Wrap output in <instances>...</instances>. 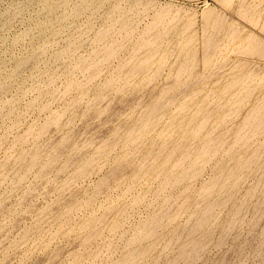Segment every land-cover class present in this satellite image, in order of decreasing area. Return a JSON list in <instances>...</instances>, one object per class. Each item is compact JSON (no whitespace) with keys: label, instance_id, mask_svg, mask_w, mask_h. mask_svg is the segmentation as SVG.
Here are the masks:
<instances>
[{"label":"rangeland","instance_id":"rangeland-1","mask_svg":"<svg viewBox=\"0 0 264 264\" xmlns=\"http://www.w3.org/2000/svg\"><path fill=\"white\" fill-rule=\"evenodd\" d=\"M16 1L17 2L19 1L18 5L21 6L20 7L21 9L18 7ZM28 1H29V3H28ZM51 1L54 2V0H51ZM51 1L50 0H0V21H1L0 22L1 23L0 24V65H1L0 66V69H1L0 73L4 72L0 75V77H1L0 78V85L1 84L3 85V86L1 85L2 86L1 89H3L2 92H4L2 94V92L0 91V95H1L0 96V105H1V109H2V111H0V114H2V116L0 115L2 117V118L0 117V133H1L0 137H1L2 133H3V135H5L6 133L8 135V133H9L8 136L6 135L8 138L7 137L5 138V136L1 137L2 139L4 138L3 141L6 143V145H5V143H3L2 139L0 138V141H2L0 143V164H1V162H3V159H5L7 157L9 158V156H10L9 154L12 153V155H13V157H12V155L10 157L12 159H9L10 163L7 161L8 158L5 159L7 161V163H9V164H7L6 161H4V163L0 165V175L1 176L4 175L2 177L0 176L1 177L0 178V180H1L0 181V264H76V263L77 264H119L120 261L125 257V254L127 255V253L130 252V250L134 254H136L137 252L140 251V249H141V251L143 250L142 254L144 253L145 249L148 251H145L143 256L141 254V251H140V254L138 253L139 256H137V254H136L135 258L137 259V262H135L136 261V259H135L134 261H132L131 264H153V262H154V264H170V262H171V264H172V262H173V264H182V263L183 264L184 263L185 264H264V248H263L264 246H262V245H264V181H263L264 180V172H263L264 168H262L263 171H262V169H260L262 166L261 167L259 166L260 168L258 167L259 169H257V170H255L257 167L254 169V167H255L254 165L258 166V165L263 164V167H264V156H263L264 155V150H263L264 149V143H263L264 142V128L262 130H260L261 132L253 134L249 138L248 141L246 140L247 141L246 144L242 142L243 141L242 139H241L242 141L241 142L239 141V143H238V139H236V137L239 138L238 137L239 135L237 134L236 131H239V129L241 130L240 126L245 125L244 124L245 121H243V120H245L247 118L249 113H252V112L255 113L259 110L260 111V112H258L259 114L255 113L256 114L255 116H257V114H258L257 117H262L264 119V78H263V80L259 79L260 77L264 76V73H263L264 72V54H263L264 49H262L263 50L262 51L260 49V47L259 48L257 47L259 49V51L261 50L260 51L261 53L263 52L262 53L263 55H260L259 54L260 52L258 51V49L256 48L257 49L256 50L254 48V47L258 46L257 44H255V42H260L259 41L260 39H261V42H264V0H252V1L251 0H249V1L244 0L245 2H243V0H242L243 3L241 2V0H151L152 4L150 3L151 1L148 2L150 5L147 4V0H141V1L137 0L138 2L140 1V3H137L135 0H104V1H102V0L98 1L97 0V3H96V0H94V1L90 0L86 4L82 3L81 0H79V1L78 0H68V2H67V0H60V1L58 0L59 2L56 0L58 3L54 2V4L56 3L55 5ZM63 1H64V3H63ZM134 1H135V3H137V5L134 3ZM21 2H22V4H21ZM74 2H76L77 4L78 3L79 4L82 3V4L77 5ZM83 2H84V0H83ZM251 2L254 3V5H255L254 7L256 9L255 8L253 9V7H252L253 4ZM27 3H28V6H26ZM88 3H89V5H90V3H91V5L93 4L92 5L93 7H91V5L89 6ZM116 3H117V5H119V7L122 5L120 7L121 10L117 5H115V6H117L118 8L117 7L115 8V6L113 7V5ZM118 3H121V4H118ZM244 3L247 4L248 7ZM57 4L58 5L62 4L63 6L56 8V7H58ZM65 4H66V7H64ZM73 4L77 5V7L74 6ZM132 4H135V5H132ZM239 4L240 5L244 4V5L242 7H240ZM9 5H12V8ZM49 5H51L50 8L48 7ZM68 5H69V8H68ZM25 6L27 8H25ZM79 6H81V9L79 8ZM85 6H87V7L85 8ZM88 6L90 7V9ZM130 6L132 8L134 6L135 8L131 9ZM143 6L145 9L143 8ZM7 7H9V9H10V10H8L9 12L6 10ZM13 7H15V8H13ZM63 7H64V9H63ZM75 7H76V12L75 11H74L75 13L72 12V15H71L70 8L72 11L73 8H75ZM112 7H113V9H112ZM244 7L245 8L247 7V9L250 7H252V8H250L248 10H246V9L240 10L239 9V8L244 9ZM16 8H18L19 10ZM48 8H49V10H51L52 8L53 9L55 8L54 10L52 9L54 13L52 12V10L49 11ZM77 8L80 10H78ZM14 9H16L18 11L14 10ZM130 9L132 10L131 12H134V14L131 12L129 13ZM55 10L57 13L55 12ZM64 10H67V11H65L66 14L65 13L63 14L62 11H64ZM83 10L84 11L86 10V11L84 12ZM122 10L125 12H128L127 13L128 15L131 14V19H129L130 17L125 12H123ZM177 10H178L177 14L174 13ZM19 11H21L20 14H19ZM48 11H49V13H48ZM259 11H261V12H259ZM3 12H5V13L7 12L8 14L7 13L4 14ZM50 12L53 13V16H52V14L50 15ZM67 12H70V13L68 14ZM77 12H79V13H77ZM254 12H256V14ZM10 13H12V14H10ZM16 13H18L17 16L15 15ZM60 13H62V15L66 16V17H62V15ZM165 13H167V15ZM257 13H258V15H257ZM48 14H49V16H48ZM174 14H176V15H174ZM10 15H12V16L14 15V17H12ZM55 15L57 16V21H58L59 25H58L57 21L54 22V19H56ZM67 15H69V16H67ZM121 15L122 16L126 15L128 18L126 16H125V19H124V17L120 18L119 16H121ZM158 15L159 16L161 15L160 17H162V16L163 17L166 16V17H164V19L162 17V20H161ZM132 16H134V17H132ZM258 16H260V19H259L260 21L258 20ZM6 17L7 18L10 17L11 19L15 18V19H12V22L10 24H8V21L9 20L11 21V19L8 20V19H6ZM47 17L49 18V20ZM50 17H51V19H50ZM59 17L63 22L65 19L66 24H65V22L63 24V22L59 19ZM117 17H118V19H117ZM157 17L160 21H156V20H158ZM173 17H175L176 19ZM256 17H257V19H256ZM132 18H134L135 20ZM252 18H254V20ZM113 19H116V20H113ZM171 19H173V20H171ZM261 19L263 20V22ZM2 20H3V22L6 23L5 25L2 22ZM6 20H8V21H6ZM41 20H43V22ZM68 20H69V22H68ZM126 20L127 21L131 20L130 24L132 23L131 24L132 27L129 24V22H127ZM257 20H258V22H257ZM47 21H48V23H49V21H51L50 24L51 23L52 24L54 23V24L53 25L52 24L51 25L46 24ZM154 21L157 22V24H158V22L160 24V22L163 21L165 24L164 25H163V23H161V24L163 26H166V27L163 28V26L161 24L160 25L158 24L160 28H157L156 26L151 27L152 30H153V28H155V29L157 28V30H158L157 31L154 29L155 31L153 30L152 32H148L150 35L153 33L152 36L146 35L147 31L145 32L146 33L145 35H144V32L141 33L142 31L147 30V27L149 28V26H152L154 24L152 22H154ZM126 22L129 24L130 27H128V24L125 25ZM37 23L39 24V26H36ZM2 24L4 27L2 26ZM42 24H43V26H42ZM55 24L57 25L56 28H55ZM60 25L62 26V28L60 27ZM122 25H125V26H122ZM107 26L110 29V30L108 29L109 30L108 32L111 31L110 32L111 34H113V31H115L113 35L108 34V36H107V33H108L106 30ZM216 26L219 29L215 28ZM124 27H126V30ZM232 27H233V29H231ZM51 28H53V30L56 31V34H57L56 36L54 34V31H52V34H54V36H52V34H50L51 36L49 35V33H51L50 31L52 30ZM59 29H60V31H58ZM102 29H104L103 31L106 30L105 31V32H107L106 35H103V32H100V34H99V31H101ZM163 29H165L164 32L161 31ZM234 29H236V30L238 29L237 32H239V33H237ZM130 30H132V33L130 32ZM166 30H167V34H166ZM231 30L232 31L234 30L233 33L234 32L236 33V34L234 33V36H231V34H232ZM156 32H158V33H156ZM164 33H165V35H164L165 38L162 35V37H160L161 40L159 41V39H160L159 34H164ZM125 34H126V36H125ZM127 34H128V36H127ZM140 34L142 35L141 38H140ZM238 34H239L238 38H235V36L237 37ZM250 34L252 35L251 38H256L258 40L254 39L255 40L254 41L253 39H250L249 40L250 42L249 41L246 42V40L249 39L248 37L251 36ZM99 35H100V37H99ZM157 35H158V37H157ZM229 35H230V37H227ZM112 36H113V38H112ZM190 36H194V40H192L193 38ZM102 37H103V39H102ZM122 37L123 38L126 37V38H124L125 41H123ZM145 37L151 38V39L149 38V40H147L149 43L154 41L153 39H156V37H157V40H155L156 42L154 41V43H151L152 45L148 44L149 46H147V43H146L147 38H145ZM208 37H209V39H210V37H213V38H211V40H206V39H208ZM226 37L229 39H227ZM232 37L235 39V41L233 43H231L232 40H234V39H232ZM109 38H110V40H109ZM142 38H144V41H146V42H144L142 40ZM188 39H190V41H192V42L189 41L190 43H188ZM213 39H216V41L219 45L218 46L217 44H215L216 43L215 40H214L215 43H213L214 45L211 43L213 45V50L216 52H212V47H211L212 45L210 44V41L213 42L212 41ZM225 39H226V42L224 41ZM113 40H115V41L118 40V41H116L117 43L114 44ZM119 40H121L122 42L118 43ZM126 40H128V41L126 42ZM141 40H142V42H141ZM227 40L229 42L231 41L230 42L231 44L225 45L226 43H228ZM251 40H252V42H251ZM111 41L114 44V50H116L119 47H120V49L115 51V53L117 52L116 54L113 52V54H115V57H114V55H112V59L110 57H108L110 61L106 58V61H108V62L105 63V59L102 62L100 60V59H102V56H104L102 52L104 50H106V47L109 45V43ZM222 42H224V45L222 44ZM106 43L108 44L107 46H106ZM159 43L160 44L162 43V46H159L158 45ZM164 43L167 44L166 47H165ZM187 43L189 45L186 46ZM207 43H209L211 45V46L206 45V47L209 46L211 48L210 52L208 51L210 49L209 47L205 48L206 50L203 48L205 46L204 44H207ZM121 44L123 45V48H121L122 47ZM140 44L144 45V47L141 46ZM153 44H155V45H153ZM221 44L226 47V48L224 47L225 48L224 50H223V48H222L223 46ZM249 44H251L254 47L252 48V46L251 45L249 46ZM262 44H263V46H262ZM262 44L261 45L259 44V46H261V48L264 47V43H262ZM168 45H169V47H168ZM215 45L217 47L214 48ZM245 45H248V47H246ZM102 46L103 47L106 46V47H104L105 49L102 52L98 51V50L103 49ZM156 46H158V47H156ZM98 47H102V48L100 49ZM152 47H154L153 49H154V52H156V55H154V52H152L153 51ZM242 47L243 48L246 47L247 49L244 48L242 50ZM143 48H145V50ZM155 48L156 49L158 48V50L155 51L156 50ZM160 48L162 49L161 51H160ZM218 48H220L221 51H223L222 52L223 54L220 53V51L218 52V50H217ZM138 49H140V52L138 51ZM147 49L148 50L151 49V50H149V52L151 51L152 55L147 52ZM167 49H168V51H167ZM245 49H246V52H245ZM135 50L137 52H139V53H137L138 55L134 54ZM241 50H242V52H240ZM247 50H249V51H247ZM251 50H253L252 52H254V50L256 52L254 54L251 53L252 54L251 55L249 53ZM163 51H164V54L166 51L167 56L163 55V53H162ZM193 51H195L196 53H193ZM62 52H64V53L61 54ZM95 52H98L99 56H98V53H95ZM170 52H172V53H170ZM243 52H245L246 55ZM192 53L195 54L194 57L196 60L194 58H193L194 60L191 59L193 57ZM247 54H248V56H247ZM141 55H142V57H141ZM204 55L207 56V58ZM216 55L217 56L221 55V56H219V58H218ZM30 56L31 57L33 56V57L31 58ZM100 56H101V58H100ZM134 56H135V59H134ZM137 56L138 57L140 56V58H138ZM144 56L146 57V59ZM20 57H21V59H20ZM26 57L28 59L29 58L33 59L32 60L33 62L30 59L28 61V59ZM96 57H97V59H95ZM143 57L145 59L144 63H143V60H144ZM152 57H153V59H152ZM211 57H213L214 59H212ZM130 58H132L133 60L131 59V61H130ZM149 58H151L150 59L151 65H150ZM24 59H26L27 63H30L31 65L30 64L27 65L25 63L23 65L22 60L24 62H26ZM210 59H212L214 61L212 62ZM219 59L221 61L222 60H224V61L220 62ZM238 59H240V60H238ZM242 59H244V60H242ZM18 60H20L22 62L21 63L22 65L20 63H19L20 65H15V64H17V62L15 63V61H18ZM81 60H83V62ZM86 60H87V62H86ZM97 60H100L102 63L99 61L100 63L98 62L99 64H96ZM128 60L130 62H127ZM135 60H140V61H138V63L141 65H139V64L137 65V63H135L136 62ZM206 60H209L208 63H210V61H211L213 64L212 63L206 64L205 63ZM235 60H236V62H235ZM20 61H18V62H20ZM92 61L95 62L94 64L96 65V67L94 64H92L93 63ZM216 61H217V63L220 62V64L216 63V65H215L214 62H216ZM242 61L243 62L249 61V62L247 63V66H246L245 62H244L245 64L241 63ZM1 62L4 63L3 64L4 66L2 65ZM5 62H6V64H5ZM79 62H81V63H79ZM84 62H85V64H84ZM147 62L150 66L147 65ZM239 62H240V64H239ZM82 63L84 64V66H82L83 65ZM87 63H89V64H87ZM77 64H81V66L79 65V67H78ZM132 64H134L133 66L135 68L138 66V67H140V69L141 68H143V69H141L139 71V68L137 67L136 68L138 71L137 72L136 70H134L135 69L134 67L133 68L130 67V66H132ZM143 64H145L147 66H144ZM234 64L235 65L237 64L238 69L240 68V65L244 64V66L247 67L246 70L248 69L246 76L248 77V75H249L250 78L246 77L247 79H242L243 78L242 76H245L244 72H246L245 69H242V68H244V66H242V68H241L242 70L241 69L237 70V68H235L236 69L235 70L234 67H236V66ZM14 65L17 67H15ZM25 65H27V66H25ZM88 65L92 69L90 67L88 70L85 69L86 67L88 68ZM92 65H94V68L92 67ZM184 65L185 66L187 65V66L185 67ZM18 66H20V67L25 66L26 68H19ZM74 66H76L77 69L76 68L74 69ZM98 66H99V68H98ZM181 66L183 68L185 67V69H182ZM14 67H15V69L12 70V68H14ZM29 67H31V68H29ZM146 67H149V68H146ZM27 68H29V70ZM71 68H73L72 74L69 73V72H71L70 71ZM129 68H132V70H134V71H131L133 73L130 72L131 69H129ZM178 68H181V69H178ZM2 69H4V71ZM24 69H26V71ZM251 69L253 70V75H254L253 77L254 78L252 77V73H251L252 71H250ZM14 70H16V71L14 72ZM19 70H20V72H19ZM52 70L53 71L55 70V71L53 72ZM86 70L89 73H87ZM118 70L120 72H122V71L123 72L118 73ZM181 70H183V72H180ZM233 70L236 72H233ZM240 70H241V72L244 70V72L241 73ZM22 71H25V73ZM46 71L47 72L51 71V73H53V74H51L50 72H48V73H50V74H48V73H46ZM67 71H69L68 72L69 74L65 75V73H67ZM126 71L132 75L134 74L133 77L134 76L135 77L133 78L131 75H128L129 73L127 74ZM237 71H238V74L239 73H241V74L244 73V74L238 75ZM16 72H18L20 76L18 74H17L18 76H16ZM134 72L135 73L137 72L136 75ZM232 72L235 75H233ZM254 72H255V74H257L258 79L255 78L256 76H255ZM54 73H56V74H54ZM73 73H76V74H74L75 76L73 75ZM94 73L95 74L97 73V76ZM124 73L127 74V77H129L130 80H129V78L126 79L124 77L125 76ZM10 74H11V77H9ZM12 74L14 75V78H12L13 77ZM119 74H121L120 75L121 78H120ZM122 74H123L124 78L122 77ZM3 75H5V77ZM51 75H53V76H51ZM71 75L74 76L75 78H77V80H79V77H80L81 81H79V83H77L78 81L76 79L72 80L74 77H71ZM94 75L96 76V79H95ZM46 76H47L48 80H46ZM56 76H58V77L56 78ZM77 76H79V77H77ZM92 76L94 77V81L92 80L93 79ZM114 76H116V78ZM230 76H231V78H230ZM6 77H8L9 80ZM113 77H114V79H113ZM53 78L55 80L58 79V80H56V83H53V81H52V80H54ZM229 78H230V80H233L235 83L237 81L238 84L241 82V80L242 81L246 80V82L243 81L246 83L245 87L241 82L239 84L240 87L238 85H237V87L233 86L236 89V91H235V89L232 87V85H236L237 83L234 84V82L231 81V83L233 82V84L230 85ZM232 78L237 79V80H234ZM251 78H253L254 80H252ZM41 79H43V80H41ZM70 79H71L72 83L70 82ZM238 79H239V82H238ZM248 79H249L248 82H250L249 83L250 85L252 84L251 82L252 81L254 82L256 79L257 83L253 85V87L256 86L255 88H253L252 85L251 86L249 85L250 87L248 86V82H247ZM7 80H8V82H7ZM50 80L52 83L50 82ZM55 80H54V82H55ZM86 80H87V84L85 86ZM106 80H107V82H106ZM109 80L111 81V83L114 80L112 85L110 84ZM68 81H69V83H71V85H69ZM83 81H84V83H80ZM88 81H89V83H88ZM42 82H45L43 84H44V86H47V87H43ZM108 82H109V84H105ZM4 83H6L5 84L6 88L8 87L5 90H4V88H5ZM25 83H27V84H25ZM39 83L42 84L40 87H38L40 85ZM103 83H104V86L102 85ZM33 84H34V86H33ZM78 84H79V87H77ZM225 84L227 85V87L228 86L232 87L233 91L229 87H228L229 89L226 88ZM23 85H24V87H23ZM65 85H67V88L69 86H71L70 89L68 88V90H67ZM241 85H243L242 86L243 88H241ZM36 86L38 87V89ZM73 86H74V88H73ZM28 87H29V89H28L29 91L27 90ZM103 87H105V89ZM247 87L250 89H248ZM53 88H55V89H53ZM83 88H84V90H83ZM221 88H222V90H221ZM225 88H226V91H225ZM56 89H58V91H56ZM223 89L225 91V94L223 92ZM49 90H51V92ZM75 90H77V91H75ZM100 90L102 93L100 92ZM228 90L232 91L234 94L237 93V91H239V94H237V96H234L235 98H237L238 95H240V98L242 97L241 93H240L242 90H243L242 95L244 93L246 94V96L248 93H250V94L248 95L249 96L248 98L245 96L246 98L244 100H243V98H241V99L238 98L240 102L238 101V99H236L239 103L234 104L237 101L235 100V98L230 97V95L232 96L233 93L229 92ZM247 90H250L251 92L250 91L248 92ZM54 91L56 92L55 95L53 94ZM244 91H246L247 93ZM25 92H27V93H25ZM65 92L68 93L69 95L68 94L66 95ZM219 92H221V94ZM226 92H227V94H226ZM59 93H61V94H59ZM19 94H20V96H19ZM57 94H59L60 96H58ZM64 94H65L66 99H65V97L64 98L62 97V95L64 96ZM78 94H79V97L82 94V96L80 97L82 99L78 98ZM40 95H41V97H39ZM206 95H208V97H206ZM36 96L38 98H36ZM55 96L57 97L58 100H55L56 99ZM75 96H77L78 102L80 100V102L78 104L75 103L77 101L73 102V100H76L77 98H74L73 100H71ZM261 96H263V97H261ZM18 97H20V98H18ZM33 97H35V99ZM61 97H62V99H61ZM17 98L19 100H17ZM46 98H49V99L47 100ZM203 98H205L204 101H206L208 98V102L202 103L203 104L202 105L203 107H202L201 102H203ZM50 99L52 101H50ZM64 99L65 100L68 99V101L65 103ZM231 99L232 100L234 99L235 102H234V100L232 101ZM4 100H5V103L2 102ZM8 100H11V101L8 102ZM33 100L35 103H33V104L29 103ZM35 100H37V101H35ZM229 100H230V102L232 101V104L230 102L229 103L231 105H233V107L229 103H227V101H229ZM14 101H17V103L15 104ZM18 101H19V103H18ZM48 101H50L52 104H49ZM53 101H55V102H53ZM58 101H60V102H58ZM69 101H71V104ZM10 102L11 103L14 102V103H12L13 106H12V104H9ZM27 102H28V104H27ZM68 102H69V104H68ZM2 103H3V105H6V103H8V105H11V106H6V107L4 106L5 107V108L3 107L5 109V111H4V109L2 108ZM43 103H45V105L46 104L47 105L45 106ZM72 103H74L75 106ZM30 104H31V106H30ZM225 104L226 105L229 104L227 107L228 109H226V106L223 107ZM254 104H258V106H256V108L258 107V109L255 108ZM38 105H39V107H37ZM40 105H42L43 108H41ZM48 105H50V106H48ZM57 105H59V106H57ZM60 105L62 108L58 109L60 107ZM64 105H66L67 107L65 106L66 107L65 108ZM182 105H186V106H184V108H183ZM187 105L190 108H187L188 107ZM197 105H199V107H196ZM205 105H207L208 107L207 106L205 107ZM234 105H235V107H234ZM14 106H15V110L12 109V108H14ZM26 106H28V107H26ZM32 106H34V107H32ZM68 106H69L70 110H68L69 109ZM70 106L72 107V109ZM151 106L153 107L152 109H154V110L156 109V111H159L158 112L159 115L162 114V115H160V116H162V118L159 117V115L157 114L156 111H155V113H153L152 109H151L152 111L150 109H148L149 107L151 108ZM154 106H156L158 108H156V107L154 108ZM230 106L232 108H229ZM260 106H262V108H259ZM191 107H192V109H191ZM193 107L196 110L195 114H194V110H193L194 108ZM200 107L203 109H201ZM251 107H253V108H251ZM8 108H10V109H8ZM63 108H65V109H63ZM162 108H164L165 110H162ZM182 108H183V110H182ZM198 108H200L203 112L201 111L202 113H200V109L198 110ZM6 109H8V110H6ZM11 109L14 110V111H12V113L9 112V111H11ZM54 109L57 111L58 115L55 114L56 112L54 111ZM184 109H186V110H184ZM190 109L193 113V116L191 115L192 113H191ZM250 109H252V110L254 109L255 112H254V110L251 112ZM67 110H68V112H67ZM143 110L144 111L147 110V112L143 113L142 112ZM208 110L211 111V113H212V114L210 113L211 114L210 119L212 118V120H210V123H211L210 125L208 123H207L208 125L206 124V127L208 126V128L205 127L206 129H203V131H204V133H205V131H208V132H206L208 134L209 131L212 129L211 127H213L215 129V131L213 133H210V134L212 136L214 135L213 137L212 136L211 137L213 139L215 137V140H216L215 144L213 146L216 145L215 147H217L219 149L213 150L214 152H212V149H215V147L214 148L212 147V149H210L209 154L207 153L209 155L208 158H210V159L206 158L208 156L206 154L205 158L207 159V161L205 159L206 165H204V164H203L204 166L202 165L204 167L203 172H197L195 175H197L199 173H201V174H199L197 176H194V175L190 176V177L187 176V177L179 179V181H175V177L181 171L180 166H182L181 162L177 161L180 157L179 156L180 154L179 155H177V154L182 150V148H183L184 152L181 151L180 153H186V151H187V153H191L192 148H194V146H193L194 143H193V145L191 143L195 142V144L197 145L201 141V139L204 138L206 133L204 135V133L200 131L203 134V136L201 135L200 132H197L196 137H194L195 134L193 133V130L198 125V123H199L198 121L200 120L201 115L209 114ZM227 110H229L228 114H227ZM230 110H232V111L230 112ZM52 111L54 112V114ZM63 111H65L66 114ZM150 111L153 113L152 119L155 116V114L158 115V116L156 115L157 118L154 117L155 120L153 119V123H154L153 127L155 126V123L159 124V126H155L153 129H152V127H150L148 129V131H146V132H149L150 134L146 133L147 134L146 135L144 133L143 134L144 136L141 135V137H139L140 140L136 139L140 144H137L138 142L135 140L131 141V138H130V141L134 143V145L132 143V145H133L132 146L129 143L130 141L128 142V140H129L127 137V136H129L128 132L130 130H132L134 127L136 128V126L139 125L136 122L139 121L138 123H142V120L140 117H142L143 121L145 122L147 117H146V119H144V117L147 116V114ZM166 111H168V112H166ZM171 111H173L174 113ZM180 111H184V112L180 113ZM197 111L199 113H197ZM5 112H6V115L3 114ZM25 112H26V115H25ZM61 112L63 113L62 115H64V114L65 115L62 116ZM141 112L143 114H146V115L144 116L143 114H140ZM178 112L180 115L178 114ZM185 112L187 113L186 114L187 116L185 115ZM188 112H189V116H188ZM206 112H208V113H206ZM49 114L51 117L49 116ZM169 114L170 115L172 114L173 116L172 115L170 116ZM174 114L175 115L178 114L179 117L177 118L178 115L175 116ZM197 114H198V116H194ZM225 114H227V115H225ZM246 114H247V116H246ZM54 115H56V116L54 117ZM139 115H140V117H139ZM181 115H185V116H181ZM221 115H223V116H221ZM57 116L59 118H61V117L62 118L59 119ZM174 116L176 117V119ZM14 117H15V119H14ZM48 117H50L51 119ZM171 117H174V119H175L174 121L177 120L176 121L177 123H178V120L183 117L184 121L183 120H180V121L184 125H182L180 123V121H179V124H177L174 121H171L173 119V118L171 119ZM194 117L198 120L196 121V119ZM219 117H220V119H218ZM55 118L58 119L57 120L58 123H52L53 121L51 122V120L52 119L54 120ZM46 119L49 120V122H46L47 121ZM56 119L54 120V122H56ZM169 119H171V120L169 121ZM185 119H186V121H185ZM187 119H189V122L187 121ZM190 119L191 120L193 119L192 121H195V122H193V123H195V126L191 123L192 121ZM156 120L157 121L159 120L158 121L159 123H157ZM18 121H20L21 123ZM167 121H168V123H167ZM15 122H16V124H15ZM22 122H24V125ZM42 122H43V124H42L43 126L45 123L44 130L46 131V132L44 131V134L42 133L43 135L38 134L41 132L40 131L41 129L39 128V126L41 127L40 123H42ZM170 122H171V125H170ZM185 122H188V123H185ZM12 123H14L15 125H12ZM17 123L20 126L19 129H16V128H18V126H16ZM29 123L32 124V125L30 124L31 127L29 126ZM46 123H48V125H46ZM9 124H11V126H14V129L17 130V132L13 131L14 130L13 127H12V130H9L11 128V126ZM132 124H134L133 128L130 129V127H131L130 125H132ZM135 124H136V126H135ZM167 124L172 126L171 129L174 127L175 131L171 130L169 128L170 127L169 125H168L169 127L165 126ZM174 124L176 125L177 128L174 126ZM188 124L190 127L187 126ZM21 125L24 128L21 127ZM34 125L35 126L38 125V126H36L38 128L36 129V127ZM162 126H164L163 129H162ZM179 126H181V131H179V133H181V134L178 133L180 135V137L183 135L182 130L184 131L187 128H190V129L192 128V130L187 129V133H188L189 139L191 137L192 138L194 137V139L196 141L191 138L192 140L190 139V141H192V142H189L188 136H186L187 133L185 135L186 131H184V135L186 136L185 140H187L189 143H186V142H184L183 139H182L183 141L180 139V142L182 141L180 144L179 139L175 140L178 138L179 135L178 134L175 135V134H171V133H174V132L177 133L179 128H180ZM185 126L187 128H184ZM209 126L211 129L209 128ZM8 127H10V128L8 129V132H6L5 130H7ZM33 127H34L33 130H35V131L32 130ZM127 127H128V129H130L128 132H126L128 130ZM21 128L24 131L21 130ZM243 128L244 127H242V129ZM26 129H27V131H25ZM38 129H39V131H38ZM166 129L168 131L171 130L169 132V134H171L170 136L167 135L168 131L163 132ZM29 130H32L33 132L32 131L29 132ZM153 130H154V132H153ZM4 131L6 133H4ZM21 131L24 132V134L26 132L27 134H25V135L29 136V137L27 136V138L25 137L23 139L24 141H22V137H24L23 136L24 134ZM37 131H38V133H36ZM189 131H191L190 133L193 134V136H191ZM31 132H32V134H31ZM161 132H163V134ZM28 133H30V135L32 137ZM125 133H127V136ZM21 134H23V135H21ZM33 134H35V136H33ZM37 134L40 135V137H37ZM122 134H123V137H122ZM124 134H125V137H124ZM165 136H167L166 140H165ZM173 136H174V138L171 139ZM197 136H199V137L202 136V137L199 139V137H197ZM17 137H19V138L17 139ZM33 137L34 138L37 137L36 140H33ZM126 137L128 140L126 139ZM121 138H122V140H121ZM124 138L126 139L125 141H127L126 142L127 144H125V147L122 145L125 143ZM143 138L144 139L147 138L146 139L147 141L143 140L145 142L142 143L140 141H142L141 139H143ZM169 138L171 139L172 142L170 141ZM12 139H14L13 140L14 142H12ZM26 139L28 141L27 143L25 142ZM167 139H169V140L167 141ZM6 140H7V142H6ZM18 140H20V141H18ZM162 140H164V141L162 142ZM198 140H199V142H198ZM239 140H240V138H239ZM17 141L19 143L20 142H23V143H21L19 145V144H17ZM175 141L177 142V145H179L180 147H181V145H184V146L188 145V146L185 147L186 149L184 147L180 148L179 146H176ZM235 141H236V143H235ZM120 142L122 143L121 145L118 144ZM164 142L165 143L167 142L168 145L172 144V147H171V145H169V147H168L167 144H164ZM15 143H16V147L13 145ZM159 143L161 145H159ZM185 143H186V145H185ZM2 144H4V146ZM260 144H263V145H260ZM126 145H128V147L130 145L131 148L133 147L134 149L133 148L132 149L135 152L131 148H127ZM189 145L192 148L189 147ZM259 145H260L261 149L263 150V152L261 150V154H263L262 158H261V156H259L260 150L258 151L259 155L257 154L258 157L253 156V154L256 152V150H258L260 148V147L258 148ZM121 146H123V147H121ZM187 147H189L188 148L189 150H187ZM231 147H233L234 149L230 150ZM123 148H126V149H124L125 151H123ZM153 148H156L157 150L156 149L153 150ZM174 148L176 151L179 148L181 150H178L176 152L173 150ZM127 149L130 150V152L126 151ZM160 149H162L163 151ZM237 149L240 150L238 153H237V151H238ZM24 150L27 151L26 152L27 155L25 154ZM148 150H151V152ZM234 150H236L234 152V154L235 153L237 154V155L235 154V156L232 153ZM33 151H37L38 154H37V152L34 154ZM157 151H159V152L161 151V152L159 153ZM228 151H229V153H228ZM30 152L31 153L33 152V153L31 154ZM123 152H125V153L128 152L129 154L128 153L127 154L129 156L125 153H124V155H126L127 157L122 156L121 154ZM131 152H132L133 157H131L132 156ZM154 152L155 153L157 152L158 154L157 153L154 154ZM165 152L167 153V155L170 154L169 152H172L171 154H173V155L170 154L171 157L168 158L169 160L165 159L166 161L164 160V162H166V163H164V165H163L162 159L164 157L166 158V156H167L166 154H164ZM175 152L177 154H174ZM215 152H216L215 155L212 154ZM22 153H24L25 155ZM28 153L31 155V157H30V155H28ZM58 153H59V155H57ZM135 153H137L136 157H135ZM145 153H148V154H145ZM161 153H163V154H161ZM240 153H242V155ZM256 153H255V155H256ZM33 154L36 156H34ZM230 154H231V157H230ZM16 155H17V157H15V158H17V159H13L14 156H16ZM18 155L20 157H18ZM51 155H54L57 158L59 157V159H57L55 157L56 160L58 161L57 162L55 160L56 164L54 161L55 158H53L54 156H51ZM143 155H145V156H143ZM226 155H228V156H226ZM232 155H233V157H232ZM23 156H24V160L20 161V159H22ZM148 156H151L150 159L148 158ZM172 156H175L178 159H176V158L173 159ZM177 156H179V157H177ZM221 156H222V158H221ZM25 157H26V159H25ZM34 157H37V158L34 159ZM49 157H50V160H47V158L49 159ZM156 157H157V159H156ZM181 157L183 159H185V160H183V163H182L183 166H184L185 162H187L188 164L190 163L189 162L190 160H188L189 158L186 159L183 154H181ZM181 157H180V160L182 159ZM223 157H224V159H223ZM246 157H250L251 161H248L249 159ZM253 157L257 158V159L253 160L254 159ZM72 158H73V161H72ZM158 158L161 159V160H159V162H158ZM219 158H221V159H219ZM234 158L235 159L237 158V160H236L237 162L236 161L233 162L234 163V167H233V165L230 166V163L232 164V162H229V161L230 160L233 161ZM259 158H261V159H259ZM31 159L38 161V163L34 160H33V162L26 161V160H31ZM90 159L93 162L92 161L90 162ZM147 159H149V160H147ZM244 159H247V161ZM51 160L53 162H51ZM139 160H140V162H139ZM144 160L147 162L145 163ZM172 160L175 163H172L173 162ZM175 160L177 162H180V165H178V163ZM226 160H228V161H226ZM257 160H259V162H257ZM12 161H16V162L11 163ZM79 161H83L84 164H82L83 162H80V164H82V165H78L79 163L77 164V162H79ZM85 161L88 162L89 166L85 164ZM161 161H162V163H161ZM167 161L169 162L168 164H167ZM218 161H221L219 163L222 166L218 163ZM245 161H246V163L249 164V166H248V164L244 163ZM253 161H255V164H253ZM260 161L261 162L263 161V162L261 163ZM44 162H45V164H44ZM47 162H49V163L47 164ZM148 162H149L150 167L147 169V167L149 166V165H147ZM225 162L226 163L229 162V164L228 163L225 164ZM242 162L244 165L242 164ZM256 162H257V164H256ZM17 163H18V165H20V163L23 165V167H22V165L19 166V167H21V169H20L21 172H19V167H18V165H16ZM160 163H161V165H160ZM187 163H185V164H187ZM240 163H241V166L243 167L241 169H243V174L245 175V177H243V178L241 177L239 179L240 175L242 176V174H241L242 171L239 170L240 166L237 167L240 172L237 171L236 165L237 164L240 165ZM250 163H252L251 167H250ZM24 164H28V165L25 166ZM36 164H38L39 166L38 165L36 166ZM40 164H41V166L43 165V167H42L43 172L41 171L42 168H41ZM73 164H74V166H73ZM166 164H167V166H165ZM172 164H175V166ZM84 165L86 166V168ZM137 165H138V168L142 167L144 165H147L146 167L145 166L142 167L145 171L142 170V172L140 173L141 178L138 175L139 179L136 177L137 175H135V174H137L136 171L133 174L134 169L138 170V168H135V167H137ZM168 165H171L172 167H170ZM219 165L221 166L220 167L221 169L226 170V169H232L231 167H233L235 169V172L237 171L236 173L239 172L240 175L239 174L236 175L234 171H232L234 173L228 172V170H226L224 172V174L226 172H228V175L225 174V176L227 175V177L230 178L229 179L230 181H232L231 179L234 178L233 181L231 182L233 184V187H234L235 183L239 187H236V185H235L236 188L235 187L232 188V184H230L229 181H227V185H224V183H222L224 185V187L226 186L225 189H224V187H222L223 185L220 186V183L225 181V180L223 181V178L225 179L226 177L224 176V174H223L224 177L223 176L220 177L223 172L220 173L222 170L221 169L219 170V167H217ZM227 165H228V167H227ZM24 166H25V168H24ZM28 166H30V167L27 170L26 167H28ZM75 166H77V167L80 166V168H82V166H83L84 169L82 168L83 170L82 169L80 170V168L78 167L79 170H77V167H75ZM173 166L175 167L174 171H173V169H169V168H174ZM178 166L180 168H178ZM183 166H182V168H183ZM225 166L227 168H225ZM151 167H153V168H151ZM159 167H161V168H159ZM203 167H201V168H203ZM222 167H224V168H222ZM247 167L250 169L247 170ZM166 168L168 171H166ZM215 168H216V170H219L218 171L219 173H217ZM75 169L77 170L75 172V174L78 171H80V172L77 173L76 175H74L75 176L74 177L72 175L73 174L72 172H74ZM161 169H164L165 172H164V170H161ZM234 169H232V170H234ZM1 170H3V174H1L2 173ZM16 170H18V171H16ZM24 170H25V172H23ZM147 170H148V172H147ZM151 170H153V171H151ZM155 170L157 173H154ZM171 170H172V172H171ZM244 170H247V172ZM12 171H14L16 174L13 173ZM199 171H201V169ZM259 171H262L263 173H261ZM160 172H162L161 173L162 175L160 174ZM215 172L217 173V175ZM17 173H18V175H17ZM111 173H112V175H111ZM13 174H15V175H13ZM144 174H145V176H143ZM148 174H150V175H148ZM154 174H156L157 176ZM163 174H164V176H163ZM233 174L235 175L234 177H233ZM131 175L133 177H136V179L133 180L131 178ZM153 175L155 176V178H153L154 177ZM230 175H232V177H230ZM70 176H72V178ZM148 176H150V177H148ZM171 176L174 178H172ZM215 176H217V179ZM236 176H237V178H236ZM212 177H214L215 180L213 178V180H211V181L212 182L216 181L215 184H217V185H215L216 187L214 186L215 188L210 192L212 194L208 193L209 197L207 196L206 198L203 197L204 195H202L203 198L199 197V195H201V193H202V191H200L201 192L200 193L199 190H202L201 187L203 188V186H204V184L202 186V183H205L210 178L212 179ZM2 178H3V180H2ZM73 178H74V181H72V182L70 181V183L67 182V180L69 181L70 179L72 180ZM164 178H165V180H164ZM166 180H168L169 184L171 183V185L167 186L168 188L165 189L164 186L167 185V182H164V181H166ZM204 180H206V181L204 182ZM235 180L237 182H235ZM64 181H65V184H64ZM219 181H220V183H219ZM238 181H239V183H238ZM66 182L69 183L70 185L67 184ZM208 182H210V181H208ZM228 182H229L230 186L228 185ZM163 183H165V184H163ZM173 183H174V185H172ZM160 184H161V187H164L165 190L160 187ZM188 185L190 186V187H188L189 190L186 188ZM255 186H256V188H255ZM158 187H160V188H158ZM237 188H239V189L237 190ZM253 188H255V189L252 190ZM159 189L161 191L163 190V192H160ZM185 189H187L188 192L191 190L190 195L191 196L193 195V196L190 197L187 190H185ZM233 189H236L237 193L231 192V191H233ZM248 189L250 191L251 190L253 191V192L251 191V193H253V195H251V193H249L251 195V197L248 194L245 195V193L250 192ZM156 190H159L158 193L156 192ZM182 190L183 191L185 190L186 193H184L185 192L184 191L183 194H181L180 191L182 192ZM216 190H217V192H216ZM228 190L230 191V193H233V194L235 193L234 194L235 196L234 195H233L234 197L231 196V194L229 193ZM213 191H214V193H213ZM224 191L226 193H229L230 195H228V194L226 195V193ZM216 193H217V195H216ZM219 193H221V194L219 195ZM184 194L186 195V198L190 199V201H189V199L186 200ZM187 194L189 197H187ZM222 194H224L223 197L228 199V200L226 199L227 201L231 200V203L227 202V205H225L226 200H225V198H222V200L224 199L223 202H225L223 204L222 200H220L222 197ZM244 195L247 198L249 196L250 199L248 198V200H247L246 198H243V199H245V201L247 200V203L245 202L246 204H244V202H243V204L240 203L241 205H239L238 203L241 201V199ZM227 196H229V197H227ZM198 197L201 198V200L200 199L198 200ZM230 197L231 198L233 197L234 199L233 198L232 199L235 201L239 200V202L236 203L237 205H235V201H234V203L232 202L233 200ZM205 199L206 200L210 199V201L207 202ZM183 200H186L187 202H189L190 206ZM194 200H196L195 203H194ZM218 200L221 201L225 207L221 206L222 204H220L221 202H219ZM85 201L86 202L88 201V203H86ZM201 201H202V203H201ZM213 201L214 202L216 201L214 203V206L217 203L216 204L217 207L215 206L216 207L215 210H214V206L212 203ZM80 202L84 207L81 206V204H79ZM132 202L133 203L135 202V205H132L133 204ZM137 202H138V204H137ZM184 202H185V204H184ZM197 202H198V204H196ZM204 202H205V205L208 203H210V204L212 203L211 206L213 207L212 210H214V211H211V212L213 214L215 211L217 212L220 209L221 210L219 212L215 213L214 216H213V214H210L211 212L208 213L209 215L204 216L202 213L206 214V212L204 210L208 206V205L205 206L203 204ZM218 202H219V204H218ZM182 203H183V206L187 205L188 208H187V206L182 207V209L177 207L179 205L181 207ZM72 205L74 207L76 205H77V207L80 206V208H77V207H76L77 209L73 208V207H71ZM85 205H87V206H85ZM126 205L129 208L125 207ZM196 205H198L200 207V211H202L204 208V210H203L204 212L199 213V211H198L199 207H197ZM242 205H244L243 206L244 208L240 207ZM201 206H203V207H201ZM67 207H69V209ZM70 207L72 208V210L70 209ZM232 207H234V208L236 207L237 211L239 210L238 208H240V209L242 208L244 214H243L242 210H239L242 213H240L238 211L239 215H237V212L234 211L236 209L231 211ZM176 208H178V209L176 210ZM196 208H198V209H196ZM69 210H70V212H68ZM76 210H77V212H75ZM121 210L124 212H122ZM174 210H176L177 213L180 212L178 214V216H177V213H174L175 212ZM194 210H196V211H194ZM120 211L122 213H124L123 214L124 216L122 215V213ZM172 212L177 217H175V215L172 214ZM196 212L199 213V214H197L198 216H200V214H201L200 217L203 216V217H207V218H209V217L214 218L216 216V214H217V217H215V221H214V219L212 220V218H209L207 220V222L205 221L206 224L204 222H202L203 225H201L202 223L201 224L198 223L199 217L196 216ZM233 212L235 213V215L232 214ZM66 213H67V216H65ZM68 213H70L72 216L70 214L68 215ZM193 213H195L194 218H192ZM229 214H230V216L232 214V216L230 217ZM119 215H121V216H119ZM233 215L235 218L234 220L230 219V218H233ZM68 216H70L69 217L70 219H68ZM115 216H117L116 218L119 219L120 221L117 220L115 218ZM118 216H119V218H118ZM156 216L159 217V219H160V220H156L158 222V224H156L157 222H154L155 221L154 219L157 218ZM171 216H174L173 218H175V219L177 218V219L174 221H171V220H173L171 218ZM189 216H190V218H189ZM235 216H237V217H235ZM240 216H243V217L245 216V217L243 218ZM90 217H92L90 219L91 222L89 220ZM154 217H156V218H154ZM238 217L241 218L240 219L241 222H239ZM99 218L101 220L103 218L105 220V223L102 222L104 220L101 221ZM168 218L169 219L171 218L170 219L171 222L168 221L169 220ZM187 218H188V220H187ZM191 218L192 219L196 218L197 222L196 223L194 222V221H196V219L193 221H189ZM228 218L230 221L231 220L232 221L230 222L228 220ZM64 219L67 221L69 220V221L64 223V221H65ZM92 219H93V221H92ZM114 219H115V221H114ZM123 219H125V220H123ZM201 219H203V221L206 220V218H201ZM254 219H255V223H252V220L254 222ZM86 220H87V222H89V225H91V226L87 225L88 229L86 226L81 227V225H82L81 223H83V225H84V223H87ZM151 220L155 224H153V223H152L153 225L150 224L149 221H151ZM227 220L229 221V223ZM62 221H63V224H61ZM146 222H147V226H146ZM209 222H211V223H209ZM111 223H112V225L114 223V225L112 226ZM115 223H119L118 224L119 226H117V224L115 225ZM189 223L190 224L194 223V224L190 225ZM207 223H209V224L207 225ZM227 223L229 224V227H231V228H229L231 230L226 231L227 232L226 233L225 230L228 227V226H226ZM144 224H145V226H144ZM148 224H150L151 226L154 227V228L152 227L153 233H154V231H156L155 225H157V232H155L154 235L151 232L152 234L150 233L146 236V239H148L149 241L145 240V237H144L145 241L142 239L143 237H139L138 240L144 241V242L138 243V240L136 239L137 242L134 241V243L133 242L131 243V241H133L135 239L130 240V236L132 234H133L132 236H134L135 232H136L135 235H137V233L139 231L138 229H140L139 227L142 226V227H145L147 229H152ZM195 224H196V226H198V225L201 226V227L198 226V228H200L199 231H195L198 229L196 226L194 227ZM57 225L58 226L63 225L64 228L63 227L60 228V226H59V228H60V230H59ZM191 226H193V228H194V229L192 228L193 231L192 230L191 231L196 232V233H192V234H190V236H188L185 231H188L191 228ZM206 226H208V227H206ZM232 226H235V227H232ZM185 227H187V228H185ZM209 227H211L210 228L211 230L208 229ZM55 228H57V229L55 230ZM81 228H82V230H80ZM83 228H86V229L84 230ZM183 228L185 229V231ZM202 228H206L204 232H209V233L204 236V234H206V233H204V234L202 233V231H203V230H201ZM52 229H53V231H52ZM62 229H64L63 232H60ZM45 230H46V232H45ZM49 230H51V231L49 232ZM57 230H59L60 233H58ZM65 230H66V232H65ZM97 230H99V231H97ZM207 230H209V231H207ZM55 231L58 234H55L54 233ZM84 231H86V232H84ZM94 231L97 234L94 233ZM88 232H89V234H88ZM176 232H178V233H176ZM180 232L181 233L183 232L182 236H180ZM84 233H86V234H84ZM93 233L96 235H94ZM173 233H175V234H173ZM92 234H93V236L91 237ZM177 234H178V236H177ZM183 234L186 235V237L183 236ZM85 235H88L91 238H93L94 236L95 237L92 240L89 239V240H91V241L88 240L90 242L89 243L87 241L88 237ZM149 235H150L151 239L149 238ZM152 235L154 236L153 238H152ZM172 235H174L176 237H171ZM191 235H193V236L191 237ZM197 236L201 239V241L202 240L204 241V244H203L204 246L202 245L203 242H201L200 239L198 241H197V238L195 239V237H197ZM85 237H87V238L84 239ZM178 237H179V239H178ZM189 237H191V238L189 239ZM82 238L84 239L83 242H82ZM132 238H135V237H132ZM170 238L171 239L173 238V239L171 240ZM192 238H194L196 241L195 240L191 241ZM140 239H142V240H140ZM180 239H182V241H180L181 243L184 241V239H186V241L183 242L184 245L186 242V246H187L186 248H188V246L190 245L191 247L190 246L189 247L191 248L190 249L191 251L194 248H197L200 251L198 252V250L196 249L197 250V251L195 250L196 255L193 253L188 254L189 250L187 252L186 251L183 252L184 250H187V249L185 248V246H184V248H182L179 245L181 251H182V249H184L182 251V253L180 251V254H181L180 256L183 258V260L180 261L179 260V259H181V258H179L180 256L178 257L179 259L175 258L178 256L177 254L179 252V246H178L179 241H176V240H180ZM85 240L87 241V243ZM150 240L154 242L155 245L152 244L155 246V247L153 246L154 248L151 247V245H150L151 241ZM174 240L176 241V243ZM188 240L190 243L187 242ZM129 242L131 245L133 244L132 245L133 247L130 246L131 249H129L130 244L127 245ZM147 242L151 248L146 244ZM198 242L199 243L201 242V245L203 246L202 247L201 245H199V247H201V249L196 247V246H198L197 245ZM83 243H85V244H83ZM169 243L172 244L170 246V248H168L169 246L168 247L166 246V245H169ZM260 243L262 244L261 246L259 245ZM139 244L142 248L139 247ZM145 244L147 245V248H144ZM187 244H189V245H187ZM124 245L125 246L127 245V248L129 249V251H126L127 248H124ZM192 245H193V248H192ZM258 245L260 246V248L262 247L260 249V250L263 249L262 252L257 250V249H259ZM182 246H183V244H182ZM100 248H102V249L104 248V249L102 250ZM136 248L137 249L140 248V249L137 251ZM149 248H150V251H149ZM123 249L126 252L123 251ZM195 251H194V253H195ZM75 252L76 253L78 252V253L76 254ZM147 252H149V253H147ZM122 253H125V254H122ZM183 253L185 254L186 257L189 256V259L191 258L190 261H188V257L185 258ZM75 254L76 255L81 254L80 256L78 255L79 258H76L78 262H76L75 259L72 258L74 256L78 257ZM182 254H183V256H182ZM174 255H177V256L174 257ZM190 255H192V256H190ZM120 257H121V259H119L120 260L119 261L118 258H120ZM139 257L143 261H140L141 259ZM156 257H159V259L157 258V260L159 261L158 263H155V262H157V260L153 261ZM78 259H80V260H78ZM171 259L172 260L174 259V261H176V260H178V261H177V263L176 262L174 263V261H171ZM186 261H188V262H186Z\"/></svg>","mask_w":264,"mask_h":264},{"label":"bare ground","instance_id":"bare-ground-1","mask_svg":"<svg viewBox=\"0 0 264 264\" xmlns=\"http://www.w3.org/2000/svg\"><path fill=\"white\" fill-rule=\"evenodd\" d=\"M50 1H51V0H50ZM57 1H58V0H57ZM57 1L54 0V2H56V3H58L60 0H59L58 2H57ZM78 1H79V0H78ZM81 1H82V3L86 4V3H87L88 1H90V0H84V2H83V0H81ZM81 1H80V2H81ZM93 1H94V0H93ZM98 1H99V0H98ZM102 1H104V0H102ZM102 1H101V2H102ZM135 1H136L137 3H140L141 0H140L139 2H138L137 0H135ZM135 1H134V3H135ZM149 1H151V0H147V4H148V5H150V4L148 3ZM248 1H249V0H248ZM251 1H252V0H251ZM14 2H15V1H14ZM16 2H17V1H16ZM26 2H27V1H26ZM44 2H45V1H44ZM51 2H53V1H51ZM54 2H53V4H54ZM67 2H68V0H67ZM67 2H66V3H67ZM76 2H77V1H76ZM76 2H74V3H76ZM241 2H242V0H241ZM243 2H245V1L243 0ZM243 2H242V3H243ZM254 2H255V1H254ZM18 3H19V1L17 2V5H18ZM23 3H24V2H23ZM28 3H29V1H28ZM28 3H27V5H26V4H25V5L28 6ZM45 3H46V2H45ZM49 3H50V2H49ZM56 3H55V4H56ZM61 3H62V2H61ZM63 3H64V1H63ZM82 3H81V4H82ZM91 3H92V2H91ZM91 3H90V5H91ZM96 3H97V0H96ZM137 3H135V4L137 5ZM150 3L152 4V1H151ZM247 3H248V2H247ZM251 3L253 4L252 7H253V9H254V8H255V7H254L255 5H254L253 2H251ZM14 4H15V3H14ZM21 4H22V2H21ZM47 4H48V3H47ZM55 4H54V5H55ZM69 4H70V3H69ZM76 4H77V3H76ZM78 4H79V3H78ZM78 4H77V5H78ZM81 4H79V5H81ZM84 4H83V5H84ZM94 4H95V3H94ZM118 4H121V3H118ZM135 4H132V5H135ZM143 4H144V3H143ZM240 4H241V3H240ZM240 4H239V5H240ZM244 4H245V3H244ZM244 4H243V5H244ZM256 4H257V3H256ZM17 5H16V6H17ZM57 5H58V4H57ZM73 5L77 7V5H75V4H73ZM88 5H89V3H88ZM90 5H89V6H90ZM92 5H93V4H92ZM92 5H91V7H93ZM115 5H117V3L114 4L113 7H114ZM132 5H131V6H132ZM239 5H238V6H239ZM243 5H240V7H242ZM245 5H247V4H245ZM9 6H11V8H12V5H9ZM26 6H25V8H27ZM61 6H63V5L60 4V5H58V7H56V8H59V7H61ZM74 6H73V7H74ZM89 6H88V7H89ZM117 6L119 7V5H117ZM117 6H115V8H116ZM121 6H122V5H121ZM121 6H120V7H121ZM131 6H130L131 9L135 8L134 6H133V8H132ZM141 6H142V5H141ZM18 7L20 8L21 6L18 5ZM48 7L50 8L51 5H49ZM54 7H55V6H54ZM64 7H66V4L64 5ZM64 7H63V9H64ZM76 7L73 8L72 11H71V8H70L71 15H72V12H74V11L76 12ZM82 7H83V6H82ZM86 7H87V6H85V8H86ZM113 7H112V9H113ZM118 7H117V8H118ZM120 7H119V8H120ZM147 7H148V6H147ZM247 7H248V5H247ZM247 7H246V8L244 7V9H242V8H239V9H240V10H245V9L248 10V9L252 8V7H250V8L247 9ZM13 8H15V7H13ZM25 8H24V9H25ZM49 8H48V10H49ZM68 8H69V5H68ZM79 8L81 9V6H79ZM115 8H114V9H115ZM143 8H144V6H143ZM16 9H18V8H16ZM16 9H14V10H16ZM20 9H21V8H20ZM24 9H23V10H24ZM52 9H53V8H52ZM52 9H51V10H52ZM54 9H55V8H54ZM54 9H53V10H54ZM66 9H67V8H66ZM77 9H78V8H77ZM80 9H78V10H80ZM82 9H83V8H82ZM89 9H90V7H89ZM122 9H123V8H122ZM131 9H130V11L128 10L129 13L132 11ZM144 9H145V8H144ZM255 9H256V8H255ZM6 10H7V11L10 10L9 7H7ZM14 10H13V11H14ZM18 10H19V9H18ZM18 10H16V11H18ZM25 10H26V9H25ZM25 10H24V11H25ZM51 10H49V11H51ZM53 10H52V12H53ZM57 10H58V9H57ZM60 10H61V9H60ZM120 10H121V8H120ZM4 11H5V10H4ZM49 11H48V13H49ZM65 11H67V10L62 11L63 14L65 13ZM68 11H69V10H68ZM83 11H84V10H83ZM85 11H86V10H85ZM85 11H84V12H85ZM112 11H113V10H112ZM114 11H115V10H114ZM122 11H123V10H122ZM162 11H163V10H162ZM167 11H168V10H167ZM254 11H255V10H254ZM8 12H9V11H8ZM11 12H12V11H11ZM55 12H56V10H55ZM70 12H67V13L69 14ZM75 12H74V13H75ZM79 12H80V11H79ZM79 12H77V13H79ZM81 12H82V11H81ZM123 12H125V11H123ZM123 12H122V13H123ZM157 12H158V11H157ZM157 12H156V13H157ZM159 12H160V11H159ZM177 12H178V10H177L176 12H174V13L177 14ZM257 12H258V11H257ZM259 12H261V11H259ZM3 13L6 14L7 12H6V13L3 12ZM20 13H21V11H19V14H20ZM53 13H54V12H53ZM53 13L50 12V15L52 14V16H53ZM56 13H57V12H56ZM125 13L127 14L128 12H125ZM131 13L134 14V12H131ZM254 13L256 14V12H254ZM7 14H8V13H7ZM10 14H12V13H10ZM17 14H18V13H16L15 15L17 16ZM60 14L62 15V13H60ZM65 14H66V13H65ZM123 14H124V13H123ZM133 14H132V15H133ZM165 14L167 15V13H165ZM176 14H174V15H176ZM261 14H262V13H261ZM80 15H81V14H80ZM113 15H114V14H113ZM127 15H128V14H127ZM257 15H258V13H257ZM259 15H260V14H259ZM5 16H6V15H5ZM10 16H12V15H10ZM16 16H15V17H16ZM48 16H49V14H48ZM55 16H56V15H55ZM58 16H59V15H58ZM67 16H69V15H67ZM75 16H76V15H75ZM110 16H111V15H110ZM125 16H126V15H125ZM125 16H124V15H123V16L121 15V16H119V17H120V18H121V17H122V18L124 17V19H125ZM128 16L130 17L129 19H131V14L128 15ZM156 16H157V15H156ZM158 16H159V15H158ZM160 16H161V15H160ZM160 16H159V17H160ZM260 16H261V15H260ZM260 16H258V20L260 19ZM12 17H14V15H13ZM62 17H66V16H63V15H62ZM72 17H73V16H72ZM112 17H113V16H112ZM126 17H127V16H126ZM132 17H134V16H132ZM162 17H163V16H162ZM162 17H160L161 20H162ZM164 17H166V16H164ZM164 17H163V19H164ZM47 18H48V17H47ZM55 18H56V19H54V22L57 21V16H56ZM115 18H116V17H115ZM127 18H128V17H127ZM173 18H175V17H173ZM254 18H255V17H254ZM254 18H252V19L254 20ZM262 18H263V17H262ZM6 19L9 20V19H11V18H10V17H9V18L6 17ZM12 19H15V18H12ZM12 19H11V21L9 20L10 22H9L8 20H6V21H8V24H10V23L12 22ZM50 19H51V17H50ZM59 19H60V17H59ZM68 19H69V18H68ZM117 19H118V17H117ZM132 19H134V18H132ZM157 19H158V17H157ZM175 19H176V18H175ZM256 19H257V17H256ZM3 20H4V19H3ZM3 20H2V22H3ZM48 20H49V18H48ZM60 20H61V19H60ZM113 20H116V19H113ZM134 20H135V19H134ZM154 20H155V19H154ZM171 20H173V19H171ZM258 20H257V22H258ZM261 20H262V19H261ZM4 21H5V20H4ZM41 21L43 22V20H41ZM61 21H62V20H61ZM122 21H123V20H122ZM126 21H127V20H126ZM130 21H131V20H130ZM130 21H127V22H129V24H130ZM156 21H160V20L158 19V20H156ZM259 21H260V20H259ZM0 22H1V21H0ZM42 22H41V23H42ZM50 22H51V21H49V23H48V21H47L46 24H50ZM62 22H63V21H62ZM64 22H65V19H64ZM64 22H63V24H64ZM68 22H69V20H68ZM127 22H126V24H125V23H124V24L127 25V24H128ZM257 22H256V23H257ZM262 22H263V20H262ZM3 23H4V25L6 24L5 22H3ZM38 23H39V22H38ZM38 23H37L36 26H39ZM44 23H45V22H44ZM44 23H43V24H44ZM57 23H58V21H57ZM70 23H71V22H70ZM152 23H154V24H153L152 26H149V28L147 27V30L142 31L141 33L144 32V35H145V34H146L145 32L147 31V34H146V35H150L148 32H152V31L155 29V28H153V30H152L151 27H153V26L155 27V26H156L157 28H160L159 25H160L161 23H163V25L165 24L163 21L160 22V24H159V22H158L159 25H158L157 22H155V21L152 22ZM155 23H156V24H155ZM0 24H1V23H0ZM43 24H42V26H43ZM51 24H52V23H51ZM51 24H50V25H51ZM53 24H54V23H53ZM53 24H52V25H53ZM65 24H66V22H65ZM68 24H69V23H68ZM68 24H67V25H68ZM122 24H123V23H122ZM129 24H128V27H130ZM131 24H132V23H131ZM131 24H130V25H131ZM150 24H151V23H150ZM58 25H59V23H58ZM67 25H66V26H67ZM125 25H122V26H125ZM148 25H149V24H148ZM148 25H147V26H148ZM161 25H162V24H161ZM163 25H162V26H163ZM2 26H3V24H2ZM46 26H47V25H46ZM56 26H57V25L55 24V28H56ZM3 27H4V26H3ZM53 27H54V26H53ZM60 27L62 28L61 25H60ZM126 27H127V26H126ZM126 27H124L125 30H126ZM131 27H132V25H131ZM164 27H166V26H163V28H164ZM218 27H219V26H218ZM233 27H234V26H233ZM233 27H232L231 29H233ZM58 28H59V27H58ZM61 28H60V29H61ZM157 28H156L155 30H157ZM215 28H217V26H216ZM234 28H235V27H234ZM236 28H237V27H236ZM31 29H32V28H31ZM31 29H30V30H31ZM43 29H44V28H43ZM48 29H49V28H48ZM48 29H47V30H48ZM51 29H52L51 31L49 30V31L51 32V33H49V35L52 34V31H54L53 28H51ZM60 29H59L58 31H60ZM108 29H109V27L107 26V27H106L107 32L110 30V29H109V30H108ZM150 29H151V30H150ZM217 29H219V28H217ZM103 30H104V29H102L101 31H99V34H100V32H103V35H106V33H107V32H105L106 30H105V31H103ZM128 30H129V29H128ZM155 30H154V31H155ZM234 30L237 32L238 29H237V30L234 29ZM234 30H233V31H234ZM58 31H57V32H58ZM112 31H113V30H112ZM157 31H158V30H157ZM161 31L164 32L165 29H163V30H161ZM233 31L231 30V32H232V34H233V35H232V34L230 33L231 36H234V33H235V32L233 33ZM47 32H48V31H47ZM110 32H111V31H110ZM110 32L107 33V36H108V34H109V35H113L115 31H113V34H111ZM128 32H129V31H128ZM130 32L132 33V30H130ZM163 32H162V33H163ZM58 33H59V32H58ZM104 33H105V34H104ZM156 33H158V32H156ZM160 33H161V32H160ZM237 33H239V32H237ZM54 34H55V36L57 35V34H56V31H54ZM54 34H52V36H54ZM152 34H153V33H152ZM152 34H151L150 36H152ZM166 34H167V30H166ZM235 34H236V33H235ZM160 35H161V36H160ZM162 35L164 36L165 33H164V34H159V38L162 37ZM250 35H251V34H250ZM23 36H24V35H23ZM26 36H27V35H26ZM50 36H51V35H50ZM125 36H126V34H125ZM127 36H128V34H127ZM130 36H131V35H130ZM141 36H142V35L140 34V38H141ZM238 36H239V34L237 35V37L235 36V38H238ZM254 36H255V35H254ZM99 37H100V35H99ZM105 37H106V36H105ZM157 37H158V35H157ZM157 37H156V39H153V40H154V41L157 40ZM190 37H192V38H193L192 40H194V36H190ZM227 37H230V35L227 36ZM227 37H226V38H227ZM251 37H252V35H251L250 37H248L249 39H247L246 42L249 41L250 39H253V40L256 39V38H251ZM255 37H256V36H255ZM112 38H113V36H112ZM112 38H111V39H112ZM122 38H123V37H122ZM122 38H121V39H122ZM124 38H126V37H124ZM124 38H123V41H125ZM128 38H129V37H128ZM128 38H127V39H128ZM145 38H147V37H145ZM149 38H150V37H149ZM149 38H147L146 41L149 40ZM164 38H165V36H164ZM164 38H163V39H164ZM211 38H213V37H210V39H209V37H208V39H206V40H211ZM99 39H100V38H99ZM102 39H103V37H102ZM150 39H151V38H150ZM227 39H229V38H227ZM230 39H231V38H230ZM232 39H234V38L232 37ZM232 39H231V40H232ZM109 40H110V38H109ZM138 40H139V39H138ZM142 40L144 41V38H142ZM142 40H141V42H142ZM160 40H161V38L159 39V41H160ZM206 40H205V41H206ZM214 40L216 41V39H213V40H212L213 42L210 41V44H211V43H212V44L215 43ZM256 40H258V39H256ZM114 41H115V40H113V43L115 44V43H117L116 41H118V40H116L115 42H114ZM127 41H128V40H126V42H127ZM135 41H136V40H135ZM146 41H144V42H146ZM154 41H152V42H150V43L147 41V42H146V43H147V46L152 45L151 43H154ZM164 41H165V40H164ZM189 41H190V39H188V43L192 42V41H190V42H189ZM224 41L226 42V39H225ZM227 41H228V40H227ZM234 41H235V39L232 40V42H231V41H230V42L233 43ZM254 41H255V40H254ZM254 41H253V42H254ZM259 41L261 42V39H260ZM120 42H122V41L119 40L118 43H120ZM155 42H156V41H155ZM157 42H158V41H157ZM162 42H163V41H162ZM208 42H209V41H208ZM230 42L228 41V43H226L225 45H227V44H231ZM249 42H250V41H249ZM251 42H252V40H251ZM260 42H255V44L258 45V46H256V47L252 46L251 44H249V46L251 45L252 48L254 47L255 49H256L257 47H258V48L260 47V49L262 50V49H264V47L261 48V46H259V44L261 45V44L264 43V42H261V43H260ZM111 43H112V41L109 43V45L106 43V46L108 45L107 47L104 46V47H106V50H104L105 48H104L103 46H102L103 49H101L102 47H98V48L101 49V50H98V51H101V52H102V51L104 50V51L102 52L104 56H102V59H100L102 62H103V60L105 59V63H107L108 61H106V58H107L108 60H109L108 57H110V58L112 59V55H114V57H115V54L117 53V52L115 53V51L118 50V49H120V47L118 46L119 48H117V49L115 48L116 50H114V44H113V43L111 44ZM124 43H125V42H124ZM124 43H123V44H124ZM128 43H129V42H128ZM146 43H145V44H146ZM188 43L186 44V46L189 45ZM148 44H149V45H148ZM210 44H209V43L204 44L205 46L203 45L204 47H203V46H202V47L205 49V48L209 47V46L206 47V45H210ZM212 44H211V45H212ZM215 44L218 45L217 41H216ZM219 44H220V43H219ZM222 44L224 45V42H222ZM222 44H221V45H222ZM245 44H246V43H245ZM247 44H248V43H247ZM118 45H119V44H118ZM124 45H125V44H124ZM140 45L144 47V45H142V44H140ZM153 45H155V44H153ZM158 45H159V46H162V43H161V44L159 43ZM164 45H165V47H166L167 44L164 43ZM211 45H210V46H211ZM213 45H214V44H213ZM213 45L211 46V47H212V52H216V51L213 50ZM223 45H222V46H223ZM121 46H122L121 48H123V45H122V44H121ZM138 46H139V45H138ZM145 46H146V45H145ZM218 46H219V45H218ZM222 46H221V47H222ZM229 46H230V45H229ZM245 46L248 47V45H245ZM262 46H263V44H262ZM115 47H116V46H115ZM139 47H140V46H139ZM139 47H138V48H139ZM156 47H158V46H156ZM168 47H169V45H168ZM168 47H167V48H168ZM202 47H201V48H202ZM215 47H217V46L215 45L214 48H215ZM224 47H225V46L222 47L223 50L226 48V47H225V48H224ZM246 47H244V48H246ZM146 48H147V47H146ZM153 48H154V47H152V49H153ZM203 48H202V49H203ZM209 48H210V47H209ZM244 48L242 47V50H243ZM258 48H257V49H258ZM143 49L145 50V48H143ZM155 49H156V48H155ZM168 49H169V48H168ZM168 49H167V51H168ZM173 49H174V48H173ZM202 49H201V50H202ZM204 49H203V50H204ZM219 49H220V48L217 49L218 52L220 51V53H222L223 51H221V49H220V50H219ZM246 49H247V48H246ZM246 49H245V52H246ZM249 49H250V48H249ZM257 49H256V50H257ZM149 50H151V49H149ZM149 50L147 49V52L151 54V51L149 52ZM157 50H158V48H157L155 51H157ZM161 50H162V49L160 48V51H161ZM163 50H164V49H163ZM171 50H172V49H171ZM205 50H206V49H205ZM210 50H211V48H210L208 51L210 52ZM242 50H241L240 52H242ZM261 50H260V51H261ZM138 51L140 52V49H138ZM141 51H142V50H141ZM247 51H249V50H247ZM252 51H253V50H251L249 53H250V54H251V53L254 54V53L256 52L255 50H254V52H252ZM258 51H259V49H258ZM260 51H259V52H260ZM262 51H263V50H262ZM101 52H100V53H101ZM113 52H114L115 54H113ZM139 52H137V51L135 50V53H134V54H137V53H139ZM152 52H154V49H153ZM209 52H208V53H209ZM218 52H217V53H218ZM245 52H243V53L246 55ZM263 52H264V51H263ZM263 52H262V53H263ZM63 53H64V52H62L61 54H63ZM95 53H98V52H95ZM162 53H163V55L167 56L166 51H165V54H164V51H163ZM167 53H168V52H167ZM170 53H172V52H170ZM187 53H188V52H187ZM187 53H186V54H187ZM193 53H196V52L193 51ZM193 53H192V54H193ZM206 53H207V52H206ZM249 53H248V54H249ZM257 53H258V52H257ZM262 53L260 52L259 54H260V55H263L264 53H263V54H262ZM142 54H143V53H142ZM150 54H149V55H150ZM213 54H214V53H213ZM222 54H223V53H222ZM248 54H247V56H248ZM250 54H249V55H250ZM59 55H60V54H59ZM110 55H111V56H110ZM137 55H138V54H137ZM144 55H145V54H144ZM151 55H152V54H151ZM154 55H156V52H154ZM190 55H191V54H190ZM209 55H210V54H209ZM211 55H212V54H211ZM251 55H252V54H251ZM34 56H35V55H34ZM95 56H96V55H95ZM98 56H99V53H98ZM135 56H136V55H135ZM135 56H134V59H135ZM145 56H146V55H145ZM145 56H144V57H145ZM165 56H164V57H165ZM194 56H195V54H193V57L191 58L192 60L195 59ZM204 56H205V55H204ZM204 56H203V57H204ZM216 56H217V55H216ZM219 56H221V55H219ZM219 56H217V57L219 58ZM23 57H24V56H23ZM30 57H31V56H30ZM32 57H33V56H32ZM32 57H31V58H32ZM93 57H94V56H93ZM103 57H104V58H103ZM131 57H132V56H131ZM137 57H138V56H137ZM141 57H142V55H141ZM144 57H143V59H144ZM154 57H155V56H154ZM205 57L207 58V56H205ZM26 58H27V57H26ZM31 58H29V59L32 61L33 59H31ZM98 58H99V57H98ZM100 58H101V56H100ZM138 58H140V56H139ZM193 58H194V59H193ZM211 58L214 59L213 57H211ZM17 59H18V58H17ZM20 59H21V57H20ZM22 59H23V58H22ZM27 59H28V58H27ZM29 59H28V61H29ZM92 59H93V58H92ZM92 59H91V60H92ZM95 59H97V57H96ZM95 59H94V60H95ZM131 59H132V58H130V61H131ZM145 59H146V57H145ZM145 59L143 60V63H144ZM150 59H151V58H149L150 65H151V60H150ZM152 59H153V57H152ZM212 59H210V60L213 62L214 60H212ZM24 60L26 61V59H24ZM100 60H97V61H96V62H97L96 64H99V63L101 62ZM132 60H133V59H132ZM192 60H191V61H192ZM195 60H196V59H195ZM204 60H205V59H204ZM238 60H240V59H238ZM238 60H237V61H238ZM242 60H244V59H242ZM18 61H20V60H18ZM18 61H15V63L17 62V64H15V65H20L22 62H23V65H24V63L27 64V65L30 64V63H27V61H26V62H24L23 60H22V62H21V61L18 62ZM81 61L83 62V60H81ZM84 61H85V60H84ZM99 61H100V62H99ZM109 61H110V60H109ZM130 61L128 60L127 62H130ZM135 61H136L135 63H137V65H138V64H139L138 61H140V60H135ZM206 61H207V62H206ZM206 61H205L206 64H211V63H212L211 61H210V63H208L209 60H206ZM219 61L222 62V61H224V60L221 61V60L219 59ZM32 62H33V61H32ZM32 62H31V63H32ZM86 62H87V60H86ZM92 62H93V61H92ZM98 62H99V63H98ZM102 62H101V63H102ZM220 62H218V63L220 64ZM235 62H236V60H235ZM235 62H234V63H235ZM244 62H245L246 64H245ZM244 62L242 61L241 63H244V64L247 66V63H248L249 61H244ZM1 63H2V65L4 64L3 62H1ZM19 63H20V64H19ZM79 63H81V62H79ZM94 63H95V62H93L92 64H94ZM140 63H141V62H140ZM183 63H184V62H183ZM214 63H215V65H216L217 61L214 62ZM218 63H217V64H218ZM5 64H6V62H5ZM82 64H83V63H82ZM84 64H85V62H84ZM84 64H83L82 66H84ZM87 64H89V63H87ZM128 64H129V63H128ZM212 64H213V63H212ZM222 64H223V63H222ZM222 64H221V65H222ZM239 64H240V62H239ZM244 64H243V65H240V68H239V69H241L242 66H244ZM15 65H14V66H15ZM21 65H22V64H21ZM27 65H25V66H27ZM30 65H31V64H30ZM30 65H29V66H30ZM79 65L81 66V64H77L78 67H79ZM90 65H91V64H90ZM94 65H95V64H94ZM94 65H92L93 68H94ZM133 65H134V64H132V66H130V67L133 68V67H134ZM139 65H141V64H139ZM143 65H144V66H147V65H149V64H148V62H147V65H145V64H143ZM150 65H149V66H150ZM193 65H194V64H193ZM234 65H235V64H234ZM0 66H1V65H0ZM3 66H4V65H3ZM25 66H23V67L18 66V67H19V68H26ZM32 66H33V65H32ZM135 66H136V65H135ZM184 66H185V65H184ZM186 66H187V65H186ZM186 66H185V67H186ZM235 66H236V67H234V69L237 68V64H236ZM15 67H17V66H15ZM15 67L12 68V70L15 69ZM89 67H90V66L88 65V68L86 67L85 69L88 70ZM95 67H96V65H95ZM137 67H138V66H137ZM137 67H136V68H137ZM142 67H143V66H142ZM179 67H180V66H179ZM181 67H182V66H181ZM185 67H184V68L182 67V69H185ZM238 67H239V66H238ZM3 68H4V67H3ZM29 68H31V67H29ZM29 68H27V69L29 70ZM75 68H76V66H74V69H75ZM81 68H82V67H81ZM81 68H80V69H81ZM90 68H91V67H90ZM98 68H99V66H98ZM132 68H129V69H131L130 72H131V71H134V70L137 71V69H136L135 67H134V68H135L134 70H132ZM138 68H139V71H140L141 69H143V68L140 69V67H138ZM144 68H145V67H144ZM146 68H149V67H146ZM246 68H247V67H245V66H244V68H242V69H245V71H246V72H244V70L242 71V72L245 73V76H242V77H243L242 79L250 78L249 75H248V77L246 76V74H247V70H248V69L246 70ZM17 69H18V68H17ZM71 69H72V70H71ZM71 69H70L71 72L67 71V73H65V75H66V74H69V73L72 74L73 68H71ZM76 69H77V68H76ZM85 69H84V70H85ZM91 69H92V68H91ZM178 69H181V68H178ZM239 69L237 68V70H239ZM242 69H241V70H242ZM0 70H1V69H0ZM2 70L4 71V69H2ZM24 70L26 71V69H24ZM84 70H83V71H84ZM87 70H86V72L89 73ZM93 70H94V69H93ZM235 70H236V69H235ZM241 70H240V72H241ZM15 71H16V70H14V72H15ZM17 71H18V70H17ZM25 71H22V72L25 73ZM52 71H53V70H52ZM54 71H55V70H54ZM54 71H53V72H54ZM89 71H90V70H89ZM178 71H179V70H178ZM250 71H252L251 73H252V77H253V76H254V75H253V70L251 69ZM6 72H7V71H6ZM19 72H20V70H19ZM44 72H45V71H44ZM48 72L51 73V71H48ZM48 72L46 71V73H48ZM68 72H69V73H68ZM86 72H85V73H86ZM95 72H96V71H95ZM119 72H120V71L118 70V73H119ZM122 72H123V71H122ZM122 72H120V73H122ZM137 72H138V71H137ZM137 72H136V73H137ZM180 72H183V70H181ZM233 72H236V71L233 70ZM233 72H232V74L235 75ZM242 72H241V73H242ZM2 73H4V72H1L0 75H1ZM11 73H12V72H11ZM50 73H48V74H50ZM56 73H57V72H56ZM56 73H54V74H56ZM83 73H84V72H83ZM92 73H93V72H92ZM98 73H99V72H98ZM126 73L128 74L129 72L126 71ZM131 73H133V72H131ZM134 73H135V72H134ZM136 73H135V75H136ZM241 73H239V74H241ZM244 73H243V74H244ZM249 73H250V72H249ZM263 73H264V72H263ZM17 74L19 75L18 72H16V76H18ZM21 74H22V73H21ZM51 74H53V73H51ZM62 74H63V73H62ZM74 74H76V73H73V75H74ZM90 74H91V73H90ZM94 74H95V73H94ZM127 74L124 73V75H125L124 77H125L126 79L129 78V77H127ZM237 74H238V71H237ZM239 74H238V75H239ZM243 74H241V75H243ZM254 74H255V72H254ZM44 75H45V74H44ZM46 75H47V74H46ZM57 75H58V74H57ZM83 75H84V74H83ZM86 75H87V74H86ZM88 75H89V74H88ZM95 75L97 76V73H96ZM95 75H94V76H95ZM116 75H117V74H116ZM120 75H121V74H119V76H120ZM128 75H131V76L133 77L134 74L132 75V74L129 73ZM250 75H251V74H250ZM3 76L5 77V75H3ZM3 76H2V77H3ZM12 76H13L12 78H14V75H13V74H12ZM19 76H20V75H19ZM51 76H53V75H51ZM74 76H75V75H74ZM74 76L71 75V77H74ZM89 76H90V75H89ZM96 76H95V79H96ZM231 76H232V75H231ZM231 76H230V78H231ZM236 76H237V75H236ZM255 76H256L255 78L258 79L257 74H255ZM261 76H262V75H261ZM9 77H11V74H10ZM57 77H58V76H56V78H57ZM77 77H79V76H77ZM92 77H93V76H92ZM114 77L116 78V76H114ZM114 77H113V79H114ZM122 77H123V74H122ZM124 77H123V78H124ZM134 77H135V76H134ZM134 77H133V78H134ZM240 77H241V76H240ZM244 77H245V78H244ZM246 77H247V78H246ZM0 78H1V77H0ZM6 78L8 79V77H6ZM120 78H121V76H120ZM230 78H229V80H230ZM234 78H235V77H234ZM234 78H232V79H234ZM253 78H254V77H253ZM253 78H251V79L254 80ZM263 78H264V76H263V77H260L259 79H262V80H263ZM39 79H40V78H39ZM51 79H52V78H51ZM53 79H54V78H53ZM68 79H69V78H68ZM68 79H67V80H68ZM75 79L77 80V78H75V77H74L72 80H75ZM80 79H81V78L79 77V80H77V81H78L77 83H79V81H81ZM84 79H85V78H84ZM89 79H90V78H89ZM110 79H111V78H110ZM117 79H118V78H117ZM131 79H132V78H131ZM239 79H240V78H239ZM239 79H238V82H239ZM8 80H9V79H8ZM8 80H7V82H8ZM41 80H43V79H41ZM46 80H48V79H47V76H46ZM54 80H55V79H54ZM54 80H52L53 83H56V80H58V79H56L55 82H54ZM92 80L94 81V77H93ZM92 80H91V81H92ZM107 80H108V79H107ZM107 80H106V82H107ZM111 80H112V79H111ZM129 80H130V78H129ZM234 80H237V79H234ZM3 81H4V80H3ZM5 81H6V80H5ZM109 81H110V80H109ZM115 81H116V80H115ZM231 81H233V80H230V81H229L230 85L233 84V82H234V81H233V82L231 83ZM243 81L246 82V80H243ZM243 81L241 80L242 84H243L244 87H245V84H246V83L243 82ZM248 81H249V79L247 80V82H248ZM259 81H260V80H259ZM259 81H258V82H259ZM37 82H38V81H37ZM37 82H36V83H37ZM50 82H51V80H50ZM70 82L72 83L71 79H70ZM113 82H114V80H113ZM113 82L111 83V81H110V84L112 85ZM241 82H240V83H241ZM254 82H255V83H254ZM254 82H253V81L251 82V83H252V84H251L252 87H253L254 84L257 83V82H256V79H255ZM40 83H41V82H40ZM40 83H39V84H40ZM43 83H45V82H42V84H43ZM46 83H47V82H46ZM51 83H52V82H51ZM68 83H69V81H68ZM68 83H67V84H68ZM71 83H69V85H71ZM80 83H84V81H83V82H80ZM88 83H89V81H88ZM236 83H237V81H236ZM236 83L234 82V84H236ZM240 83H239V84H240ZM249 83H250V82H248V86L250 85ZM5 84H6V83H4V86H5L4 90L8 88V87L6 88V85H5ZM7 84H8V83H7ZM25 84H27V83H25ZM37 84H38V83H37ZM37 84H36V85H37ZM42 84H40L38 87H40ZM73 84H74V83H73ZM73 84H72V85H73ZM86 84H87V80H86L85 86H86ZM105 84H109V82H108V83H105ZM114 84H115V83H114ZM239 84L237 83L236 85H232V87H233V86L237 87V85L239 86ZM1 85H2V84H1ZM1 85H0V91L2 92L3 89H1V88H2L3 85H2V86H1ZM51 85H52V84H51ZM69 85H68V86H69ZM83 85H84V84H83ZM102 85L104 86V83H103ZM243 85H241V88H243V87H242ZM251 85H250V86H251ZM27 86H28V85H27ZM33 86H34V84H33ZM48 86H49V85H48ZM65 86H66V88H67V85H65ZM81 86H82V85H81ZM106 86H107V85H106ZM106 86H105V87H106ZM225 86H226V88L229 87V86L227 87L226 84H225ZM225 86H224V87H225ZM246 86H247V85H246ZM250 86H249V87H250ZM23 87H24V85H23ZM25 87H26V86H25ZM36 87H37V86H36ZM38 87H37V89H38ZM43 87H47V86H44V84H43ZM43 87H42V88H43ZM70 87H71V86H69L68 88L70 89ZM77 87H79V84H78ZM105 87H103V88L105 89ZM107 87H108V86H107ZM232 87H229V88H231L232 91H233V88H234V87H233V88H232ZM239 87H240V86H239ZM255 87H256V86H255ZM255 87H253V88H255ZM34 88H35V87H34ZM42 88H41V89H42ZM49 88H50V87H49ZM64 88H65V87H64ZM68 88H67V90H68ZM73 88H74V86H73ZM222 88H223V87H222ZM222 88H221V90H222ZM226 88H225V91H226ZM229 88H228V89H229ZM247 88H248V87H247ZM25 89H26V88H25ZM25 89H24V90H25ZM28 89H29V87L27 88V90H28ZM47 89H48V88H47ZM53 89H55V88H53ZM234 89H235V88H234ZM237 89H238V88H237ZM248 89H250V88H248ZM24 90H23V91H24ZM27 90H26V91H27ZM59 90H60V89H59ZM83 90H84V88H83ZM251 90H252V89H251ZM28 91H29V90H28ZM28 91H27V92H28ZM49 91L51 92V90H49ZM49 91H48V92H49ZM52 91H53V90H52ZM56 91H58V89H56ZM61 91H62V90H61ZM64 91H65V90H64ZM69 91H70V90H69ZM69 91H68V92H69ZM75 91H77V90H75ZM81 91H82V90H81ZM225 91H224V89H223L224 94H225ZM228 91H229V90H228ZM228 91H227V92H228ZM232 91H229V92H232ZM235 91H236V89H235ZM242 91H243V90H242ZM242 91L240 92V93H241V96H242L241 98H243V100H244L246 97H247V98L249 97L248 95H249L250 93H248L247 96H246L245 93H244L245 95H244V94L242 95ZM247 91L249 92L250 90H247ZM27 92H25V93H27ZM62 92H63V91H62ZM70 92H71V91H70ZM72 92H73V91H72ZM100 92H101V90H100ZM221 92H222V91H221ZM221 92H219V93L221 94ZM227 92H226V94H227ZM229 92H228V93H229ZM244 92H246V91H244ZM250 92H251V91H250ZM3 93H4V92H2V94H3ZM55 93H56V92L54 91L53 94L55 95ZM79 93H80V92H79ZM101 93H102V92H101ZM232 93H233V92H232ZM246 93H247V92H246ZM51 94H52V93H51ZM51 94H50V95H51ZM53 94H52V95H53ZM59 94H61V93H59ZM59 94H57V95L60 96ZM65 94L67 95L68 93L65 92ZM65 94H64V96L62 95L63 98L65 97ZM233 94H234V93H233ZM233 94H232V96L230 95L231 98H235L234 96H237V94H239V91H237V93H235L234 95H233ZM38 95H39V94H38ZM52 95H51V96H52ZM57 95H56V96H57ZM68 95H69V94H68ZM208 95H209V94H208ZM208 95H206V97H208ZM0 96H1V95H0ZM19 96H20V94H19ZM51 96H50V97H51ZM56 96H55V98H56L55 100H58ZM81 96H82V94H81ZM81 96H80V97H81ZM243 96H244V97H243ZM245 96H246V97H245ZM39 97H41V95H40ZM43 97H44V96H43ZM52 97H53V96H52ZM62 97H61V99H62ZM67 97H68V96H67ZM80 97H79V94H78V98H79V99H82V98H80ZM261 97H263V96H261ZM18 98H20V97H18ZM18 98H17V100H19ZM21 98H22V97H21ZM33 98L35 99V97H33ZM33 98H32V99H33ZM36 98H38V97L36 96ZM74 98H77V96L73 97L71 100H73ZM78 98H77L76 100H73V102L77 101ZM238 98H240V95H238V97L235 98V100L238 99ZM241 98H240V99H241ZM14 99H15V98H14ZM42 99H43V98H42ZM46 99L48 100L49 98H46ZM52 99H53V98H52ZM65 99H66V97H65ZM65 99H64V100H65ZM229 99H230V98H229ZM5 100H6V99H5ZM5 100L2 101V102L5 103ZM69 100H70V99H69ZM204 100H205V98H203V102H201V106L203 105L202 103H204V102L207 103V102H208V98H207L206 101H204ZM231 100H232V99H231ZM233 100H234V99H233ZM233 100H232V101H233ZM235 100H234V102H235ZM6 101H7V100H6ZM9 101H11V100H8V102H9ZM35 101H37V100H35ZM43 101H44V100H43ZM50 101H52V100L50 99ZM50 101H48L49 104H52ZM60 101H61V100H60ZM60 101H58V102H60ZM67 101H68V99L65 100V103H66ZM232 101L230 102V100H229V101H227V103L230 102V103L232 104ZM236 101H237V100H236ZM238 101H239V99H238ZM238 101L235 102V103L233 102V103H234V104H237V103L240 102V101H239V102H238ZM14 102H15V104L17 103V101H14ZM14 102H12V103H14ZM41 102H42V101H41ZM53 102H55V101H53ZM69 102H70V104H71V101H69ZM69 102H68V104H69ZM79 102H80V100H79ZM79 102L77 101V102H75V103L78 104ZM241 102H242V101H241ZM12 103L10 102L9 104H12ZM18 103H19V101H18ZM29 103H32V104H33V103H35V102H34V100H33V101L29 102ZM39 103H40V102H39ZM39 103H38V104H39ZM63 103H64V102H63ZM206 103H205V104H206ZM230 103H229V104H230ZM256 103H257V102H256ZM27 104H28V102H27ZM40 104H41V103H40ZM43 104L45 105V103H43ZM58 104H59V103H58ZM68 104H67V105H68ZM72 104L75 106L74 103H72ZM229 104H227V105L225 104L223 107L226 106V109H228L227 107H228ZM231 104H230V105H231ZM46 105H47V104H46ZM46 105H45V106H46ZM73 105H72V106H73ZM260 105H261V104H260ZM4 106L6 107V106H11V105H8V103H6V105H3V103H2V108H3ZM12 106H13V104H12ZM30 106H31V104H30ZM40 106H41V108H43L42 105H40ZM45 106H44V107H45ZM48 106H50V105H48ZM57 106H59V105H57ZM57 106H56V107H57ZM62 106H63V105H62ZM65 106H66V105H64V107H65ZM182 106H183V108H184V106H186V105H182ZM187 106H188V105H187ZM206 106H207V105H205V107H206ZM231 106L233 107V105H231ZM231 106H230L229 108H232ZM254 106H255V108H256V106H258V104H254ZM5 107H4V108H5ZM26 107H28V106H26ZM32 107H34V106H32ZM37 107H39V105H38ZM66 107H67V106H66ZM66 107H65V108H66ZM70 107H71V106H70ZM155 107H156V106H154V108H155ZM196 107H199V105H197ZM202 107H203V106H202ZM207 107H208V106H207ZM234 107H235V105H234ZM4 108H3V109H4ZM29 108H30V107H29ZM46 108H47V107H46ZM52 108H53V107H52ZM60 108H62L61 105H60V107H59L58 109H60ZM65 108H63V109H65ZM68 108H69V106H68ZM73 108H74V107H73ZM152 108H153V107L151 106V108L149 107L148 109L151 110ZM156 108H158V107H156ZM183 108H182V110H183ZM187 108H190V107L188 106ZM193 108H194V107H193ZM200 108H201V107H200ZM200 108H198V110H199ZM251 108H253V107H251ZM255 108H254V109H255ZM259 108H262V106H260ZM8 109H10V108H8ZM8 109H6V110H8ZM12 109L15 110V106H14V108H12ZM12 109H11V111H9L10 113H12V111H14V110H12ZM55 109H56V108H55ZM55 109H54V111L56 112L55 114H57V111H56L57 109H56V110H55ZM71 109H72V107H71ZM146 109H147V108H146ZM160 109H161V108H160ZM160 109H159V110H160ZM191 109H192V107H191ZM191 109H190V111H191ZM201 109H203V108H201ZM201 109H200V113L203 112ZM206 109H207V108H206ZM224 109H225V108H224ZM254 109H253V110H254ZM256 109H258V107H257ZM68 110H70V108H69ZM68 110H67V112H68ZM152 110H153V113H155L156 109H155V110L152 109ZM152 110H151V111H152ZM162 110H165V109L162 108ZM184 110H186V109H184ZM193 110H194V114H195V111H196L195 108H194ZM204 110H205V109H204ZM253 110L250 109L251 112H252ZM261 110H262V109H261ZM0 111H2V109H1V105H0ZM4 111H5V109H4ZM148 111H149V110H148ZM151 111H150V112H151ZM188 111H189V110H188ZM201 111H202V112H201ZM228 111H229V110H227V114H228ZM231 111H232V110H230V112H231ZM250 111H249V112H250ZM9 112H8V113H9ZM52 112H53V111H52ZM63 112L65 113V111H63ZM142 112H143V113H144V112H147V110H145V111L143 110ZM142 112H141L140 114H143ZM150 112H149V113H150ZM156 112H157V114H158L159 111H156ZM160 112H161V111H160ZM162 112H163V111H162ZM166 112H168V111H166ZM166 112H165V113H166ZM171 112H173V111H171ZM181 112L183 113L184 111H180V113H181ZM208 112H209V114L201 115L200 120L198 121L199 123L197 122L198 125H197L195 128L192 126V127L194 128V130H193V133L195 134L194 137H196V135H197L196 133H197V132H200V131H201V132L204 133L203 129L208 128V126L206 127V124H207V123H208L209 125L211 124V123H210V120H212V118L210 119V117H211V114H212V113H211V111H209V110H208ZM208 112H206V113H208ZM230 112H229V113H230ZM249 112H248V113H249ZM254 112H255V110H254ZM258 112H260V111L258 110V111L255 112V113H258ZM1 113H2V112H1ZM23 113H24V112H23ZM149 113H148V114H149ZM153 113L151 112L149 115L147 114V116H145L146 114H143L145 117L142 115V116L144 117V119H146V117H147V119H146L145 122L143 121V118L140 117V115H139V117H140L141 120H142V123H138L139 121L136 122L137 124H139L138 126H136V124H135L136 128H135V127L133 128V125H134V124L130 125L131 127L129 126L130 129L133 128L132 130L128 129V127H127L128 130H127L126 132H128V131L130 130V131L128 132V133H129V134H128L129 136H127V133H125L126 136H127L128 139H129V140H128L127 137H126V139L128 140V142L130 141V138H131V141H132V140H135V141L140 140L139 137H141V135H143L144 133H145V134H146V133H149V132H146V131H148V129H149L150 127H152V129H153L155 126H159V124H156V123H155V126L153 127V124H154V123H153V119H154V117L157 118V116L159 115V114H158V115L155 114V116H154L153 119H152V116H153L152 114H153ZM173 113H174V112H173ZM191 113H192V111H191ZM191 113H190V114H191ZM197 113H199V112L197 111ZM210 113H211V114H210ZM255 113H253V112H252V113H249L248 116H247V114H246L247 118H246V119L244 118L245 120H243V121H245V123H244L245 125L240 126L241 130L238 128L239 131H236L237 134L239 135L238 137L240 138V140H239V138L236 137V139H238V143H239V141L241 142V141L243 140L242 142L246 144L247 141L249 140V138H250L253 134H256V133H258V132H261L260 130H262V129L264 128V119H263L262 117H257L259 113L257 114V116H255V115H256ZM3 114L6 115V112L3 113ZM21 114H22V113H21ZM21 114H20V115H21ZM53 114H54V112H53ZM62 114H63V113L61 112V115H62ZM65 114H66V113H65ZM65 114H64V115H65ZM175 114H176V113H175ZM175 114H174V115H175ZM178 114H179V112H178ZM178 114H177V115H178ZM186 114H187V113L185 112V115H186ZM218 114H219V113H218ZM227 114H225V115H227ZM0 115L2 116V114H0ZM25 115H26V112H25ZM57 115H58V114H57ZM59 115H60V114H59ZM64 115H62V116H64ZM156 115H157V116H156ZM160 115H162V114H160ZM160 115H159V117L162 118V116H160ZM169 115H170V114H169ZM171 115H172V114H171ZM171 115H170V116H171ZM177 115H175V116H177ZM179 115H180V114H179ZM179 115L177 116V118L179 117ZM185 115H181V116H185ZM191 115L193 116V113H192ZM225 115H224V116H225ZM1 116H0V117H1ZM49 116H50V114H49ZM52 116H53V115H52ZM55 116H56V115H54V117H55ZM172 116H173V115H172ZM175 116H174V117H175ZM186 116H187V115H186ZM188 116H189V112H188ZM192 116H191V117H192ZM194 116H198V114H197V115H194ZM218 116H219V115H218ZM218 116H217V117H218ZM221 116H223V115H221ZM17 117H18V116H17ZM50 117H51V116H50ZM50 117H48V118H50ZM57 117H58V116H57ZM57 117H56V118H57ZM159 117H158V118H159ZM174 117H171V119H172V118H173V119H172V120L169 119V121H170V120H171V121H174V120L176 119V117H175V119H174ZM191 117H190V118H191ZM212 117H213V116H212ZM1 118H2V117H1ZM56 118H55V119H56ZM58 118H59V117H58ZM61 118H62V117H61ZM61 118H59V119H61ZM187 118H188V117H187ZM194 118H195V117H194ZM194 118H193V119H194ZM14 119H15V117H14ZM21 119H22V118H21ZM50 119H51V118H50ZM55 119H54V120H55ZM193 119H192V120H193ZM195 119H196V118H195ZM216 119H217V118H216ZM218 119H220V117H219ZM46 120H47V119H46ZM54 120L52 119L51 122L53 121L52 123H58V121H57L58 119H56V122H54ZM154 120H155V119H154ZM180 120H183V121H184L183 117H182L181 119L178 120V123L176 122L177 120L174 121V122H176L177 124H179V121H180ZM190 120H191V119H190ZM192 120H191V121H192ZM197 120H198V119H196V121H197ZM15 121H16V120H15ZM20 121H21V120H20ZM20 121H18V122H20ZM59 121H60V120H59ZM158 121H159V120H158ZM158 121L156 120L157 123H159ZM185 121H186V119H185ZM187 121L189 122V119H187ZM243 121H242V122H243ZM13 122H14V121H13ZM34 122H35V121H34ZM37 122H38V121H37ZM44 122H45V121H44ZM46 122H49V120H47ZM140 122H141V121H140ZM188 122H185V123H188ZM193 122H195V121H192V122H191V123L195 126V123H193ZM20 123H21V122H20ZM22 123H23V125H24V122H22ZM35 123H36V122H35ZM38 123H39V122H38ZM52 123H51V124H52ZM167 123H168V121H167ZM180 123H181V121H180ZM183 123H184V122H183ZM197 123H196V124H197ZM15 124H16V122H15ZM15 124L12 123V125H15ZM30 124H31V123H29V126H30ZM40 124H41V127L39 126V128L41 129V130H40L41 132L38 133V131H39V129H38V131H37L36 133L43 135V134H44V131H45V130H44V128H45V127H44V126H45V123H44V126L42 125L43 122L40 123ZM49 124H50V123H49ZM181 124H182V123H181ZM189 124H190V123H189ZM189 124H188L187 126H189ZM208 124H207V125H208ZM9 125L11 126V124H9ZM31 125H32V124H31ZM46 125H48V123H46ZM168 125H169V124H167V125H165V126H168ZM170 125H171V122H170ZM170 125H169V126H170ZM172 125H173V124H172ZM182 125H184V124H182ZM182 125H181V126H182ZM240 125H241V124H240ZM16 126H18V128H16V129H19V128H20V126H19L18 123H17ZM16 126H15V127H16ZM27 126H28V125H27ZM34 126H35V125H34ZM36 126H38V125H36ZM36 126H35V127H36ZM49 126H50V125H49ZM169 126H168V127H169ZM174 126L176 127L175 124H174ZM181 126H179L180 128H179V130H178L177 133L174 132V133H171V134H175V135L178 134L179 131H181ZM12 127H13V129H14V126H11V128L8 127L7 130H5V129H4V130H5L6 132H8V129L10 128L9 130H12ZM21 127H23V126L21 125ZM30 127H31V126H30ZM47 127H48V126H47ZM171 127H172V126H170L169 128L171 129ZM189 127H190V126H189ZM205 127H206V128H205ZM242 127H244V128L242 129ZM5 128H6V127H5ZM23 128H24V127H23ZM37 128H38V127H36V129H37ZM156 128H157V127H156ZM163 128H164V126H162V129H163ZM173 128H174V127H173ZM173 128H172L171 130L175 131V128H174V129H173ZM176 128H177V127H176ZM184 128H187V127L185 126ZM209 128H210V126H209ZM211 128H212V129H211ZM211 128H210L211 130L209 129L210 131H209L208 134L206 133V132H208V131H205L206 135H205V133H204V135H205L204 138L201 139L200 142H199V140H198L199 143L197 142V143H198L197 145L195 144V142L190 141V139L192 138L191 136H193V134L190 133L191 131H189V133L191 134V136H190L191 138L189 139V136H188V133H187V129L189 130L190 128H187L186 130H184V131H186V132H185V135H186V133H187L186 136H188L189 142H192V143H191L192 145H193V143H194V145H193L194 148H192V147L190 146L191 144L189 145V147L192 148L191 153H187V151H186V153H180L181 151H183V148H182V150H181L180 148H181V147H184V148H185L186 146H188V145H186V143H189V142H188L187 140H185V139H186V136L184 135V131H183V130H182L183 135L181 136L182 138H181L180 135H179V134H181V133L178 134L179 136H178V138L176 137L177 139H175V140H178V139H179V142H180V139H181V140L183 139L184 142H186V143H185L186 146L181 145V147H180L179 145H177V142L175 141L176 146H179V147H180L178 150H181V151L177 154L176 152H177L178 150L176 151V150H175L176 147H175V148L173 149L174 151H176L174 154H177V155L180 154V155H179L180 157H181V154H183L184 157H185L186 159L189 158L188 160H190V161H189L190 163L188 164L187 162H185V163H187V164L184 163V166H183L182 163H183V160H185V159H183V158L181 157L182 159L180 160V157H179V156H177V157H179V159L176 158L175 156H172L173 159H174V158L178 159L177 161H180V162H181V165L183 166V168H182V166H180L181 168L178 166V168H180L181 171H180L179 174L175 177V181H179V179L184 178V177H187V176H188V177L193 176V175H194V176H197V175L201 174V173H199V174L195 175L197 172H203V169H204L203 166L206 165V161H207V159H210V158H208V157H209V155H208V154H209V151H210V149H212V147L214 148V147L216 146V145L213 146V145L215 144V141H216V140H215V137H214V139H213L212 137H213L214 135L212 136V135L210 134V133H213V132L215 131V129H214L213 127H211ZM27 129H28V128H27ZM27 129H26L25 131H27ZM33 129H34V127L32 128V130H33ZM167 129H168V128H167ZM167 129L164 130L163 132H165V131L167 132V131L169 130V129H168V130H167ZM213 129H214V130H213ZM21 130H23V129L21 128ZM32 130H29V132L32 131ZM125 130H126V129H125ZM154 130H155V129H154ZM154 130H153V132H154ZM171 130H170V131H171ZM190 130H192V128H191ZM5 131H4V133H6ZM13 131H14V132H15V131L17 132V130H15V129H14ZM23 131H24V130H23ZM33 131H35V130H33ZM33 131H32V132H33ZM42 131H43V132H42ZM170 131L167 132V135H169V136L171 135V134H169ZM211 131H212V132H211ZM11 132H12V131H11ZM11 132H10V133H11ZM21 132H22V131H21ZM21 132H20V133H21ZM32 132H31V134H32ZM45 132H46V131H45ZM163 132H161V133L163 134ZM201 132H200V133H201ZM238 132H239V133H238ZM22 133L24 134V132H22ZM34 133H35V132H34ZM42 133H43V134H42ZM123 133H124V132H123ZM0 134H1V133H0ZM23 134H21V135H23ZM25 134H27V133L25 132ZM25 134L23 135L24 137H22V141H24L23 139H24L25 137L27 138V136H28V135L26 136ZM28 134L30 135V133H28ZM38 134H37V137H40V135H38ZM125 134H124V137H125ZM149 134H150V133H149ZM164 134H165V133H164ZM190 134H189V135H190ZM6 135H7V133H6L5 135H3V133H2L1 137H2V136H5V138H6V137L9 135V133H8L7 136H6ZM10 135H11V134H10ZM14 135H15V134H14ZM146 135H147V134H146ZM146 135H145V136H146ZM175 135H174V136H175ZM201 135L203 136L202 133H201ZM30 136H31V135H30ZM33 136H35V134H33ZM143 136H144V135H143ZM149 136H150V135H149ZM174 136H173L171 139H173ZM202 136H201V137H202ZM211 136H212V137H211ZM1 137H0V138H1ZM13 137H14V136H13ZM20 137H21V136H20ZM28 137H29V136H28ZM31 137H32V136H31ZM37 137H36V138H37ZM122 137H123V134H122ZM147 137H148V136H147ZM194 137H193L192 139H194ZM197 137H199V136H197ZM201 137H199V139H200ZM7 138H8V137H7ZM18 138H19V137H17V139H18ZM36 138L33 137V140H36ZM166 138H167V136H165V140H166ZM1 139H2V138H1ZM3 139H4V138H3ZM3 139H2V141H3ZM20 139H21V138H20ZM31 139H32V138H31ZM31 139H30V140H31ZM126 139L124 138V142H125L124 144H122L121 142L118 143V144H120V145L122 144V145L125 147V144H127V143H126L127 141H125ZM136 139H137V140H136ZM146 139H147V138H146ZM146 139L143 138V139H141L142 141H140V142L143 143V142H145V141H143V140H146ZM169 139H170V138H169ZM169 139H167V141H168ZM171 139H170V141H171ZM192 139H191V140H192ZM241 139H242V140H241ZM7 140H8V139H7ZM7 140H6V142H7ZM13 140H14V139H12V142H14ZM121 140H122V138H121ZM121 140H120V141H121ZM183 140H182V141H183ZM194 140H195V139H194ZM194 140H193V141H194ZM244 140H245V141L247 140V141L245 142ZM2 141H0V143H1ZM18 141H20V140H18ZM18 141H17V144H19V145H20L21 143H23V142H20V143H19ZM131 141H130L129 143L132 145L133 142H131ZM135 141H134V142H135ZM146 141H147V140H146ZM163 141H164V140H162V142H163ZM173 141H174V140H173ZM182 141H181V142H182ZM195 141H196V140H195ZM15 142H16V141H15ZM25 142H26V143L28 142L27 139H26ZM118 142H119V141H118ZM137 142H138V141H137ZM137 142H136V143H137ZM162 142H161V143H162ZM171 142H172V141H171ZM181 142H180V144H181ZM3 143H5V142L3 141ZM116 143H117V142H116ZM142 143H141V144H142ZM169 143H170V142H169ZM175 143H174V144H175ZM235 143H236V141H235ZM263 143H264V142H263ZM137 144H140V143L138 142ZM137 144H136V145H137ZM162 144H163V143H162ZM164 144H167V142H166V143L164 142ZM174 144H173V145H174ZM182 144H183V143H182ZM2 145L4 146V144H2ZM5 145H6V143H5ZM13 145L16 147V143L13 144ZM133 145H134V143H133ZM133 145H132V146H133ZM159 145H161V144L159 143ZM159 145H158V146H159ZM169 145H171V147H172V144H169ZM169 145L167 144L168 147H169ZM195 145H196V146H195ZM217 145H218V144H217ZM260 145H263V144H260ZM260 145L258 146V148L260 147ZM21 146H22V145H21ZM123 146H121V147H123ZM137 146H138V145H137ZM137 146H136V147H137ZM163 146H164V145H163ZM165 146H166V145H165ZM167 146H166V147H167ZM119 147H120V146H119ZM126 147H127V148H131L130 145H129V147H128V145H126ZM136 147H135V148H136ZM166 147H165V148H166ZM189 147H187V150H189V149H188ZM132 148H133V147H132ZM132 148H131V149H132ZM156 148H157V147H156ZM156 148H153V150L156 149ZM163 148H164V147H163ZM163 148H162V149H163ZM177 148H178V147H177ZM21 149H22V148H21ZM25 149H26V148H25ZM124 149H126V148H123V151H125ZM133 149H134V148H133ZM133 149H132V150H133ZM162 149H160V150H162ZM167 149H168V148H167ZM167 149H166V150H167ZM185 149H186V148H185ZM193 149H194V150H193ZM217 149H219V148L215 147V149H212V152H214L213 150H217ZM231 149H234V148L231 147L230 150H231ZM19 150H20V149H19ZM135 150H136V149H135ZM156 150H157V149H156ZM168 150H169V149H168ZM230 150H229V151H230ZM237 150H238V151H237V153H238L240 150H239V149H237ZM259 150H260V151H259ZM261 150H262V149H261V147H260L258 150H256V152H257V153L255 152L256 155H255V153H254L253 156H254V157H258V155H259L258 153L260 152V155H259V156H261V158H262V155H263V154H261ZM263 150H264V149H263ZM263 150H262V152H263ZM24 151H25V150H24ZM126 151H129V152H130V150H128V149H127ZM133 151H134V150H133ZM133 151H132V152H133ZM148 151L151 152V150H148ZM148 151H147V152H148ZM162 151H163V150H162ZM169 151H170V150H169ZM229 151H228V153H229ZM235 151H236V150H234V151L232 152L234 156H235V154H236V153L234 154ZM258 151H259V152H258ZM26 152H27V151H25V154H26ZM33 152H34V154H35L37 151H33ZM33 152H32V153H33ZM120 152H121V151H120ZM132 152H131V155H132ZM134 152H135V151H134ZM157 152H159V151H157ZM157 152H156V153H157ZM160 152H161V151H160ZM160 152H159V153H160ZM183 152H184V151H183ZM188 152H189V151H188ZM226 152H227V151H226ZM30 153H31V152H30ZM32 153H31V154H32ZM124 153H125V152H123L121 155H122V156H126V155H124ZM127 153H128V152H126L125 154H127ZM156 153L154 152V154H156ZM169 153L171 154L172 152H169ZM207 153H208V154H207ZM19 154H20V153H19ZM22 154H24V153H22ZM25 154H24V155H25ZM34 154H33V155H34ZM37 154H38V152H37ZM128 154H129V153H128ZM128 154H127V155H128ZM145 154H148V153H145ZM157 154H158V153H157ZM161 154H163V153H161ZM164 154L167 155L166 152H165ZM170 154H168L167 156L165 155L166 158L164 157V158L162 159V160H163V165H164V163H166V162H164V160L170 158L171 155H173V154H171V155H170ZM206 154L208 155L207 157H206ZM212 154L215 155L216 152H215V153H212ZM240 154L242 155V153H240ZM257 154H258V155H257ZM9 155H10L9 158L7 157V158H8V160H7L8 162L10 161L9 159H12V158H10L11 155H12V153L9 154ZM26 155H27V154H26ZM28 155H30V154L28 153ZM33 155H32V156H33ZM54 155H55V154H54ZM54 155H51V156H54ZM57 155H59V153H58ZM121 155H120V156H121ZM136 155H137V153H135V157H136ZM152 155H153V154H152ZM233 155H232V157H233ZM236 155H237V154H236ZM241 155H240V156H241ZM34 156H36V155H34ZM51 156H50V157H51ZM128 156H129V155H128ZM143 156H145V155H143ZM154 156H155V155H154ZM158 156H159V155H158ZM210 156H211V155H210ZM226 156H228V155H226ZM263 156H264V155H263ZM12 157H13V155H12ZM15 157H17V155L14 156L13 159H17V158H15ZM18 157H20V156L18 155ZM21 157H22V156H21ZM30 157H31V155H30ZM50 157H49V159L47 158V160H50ZM55 157H56V156H54L53 158H55ZM126 157H127V156H126ZM131 157H133V155H132ZM150 157H151V156H148L149 159H150ZM205 157H206L207 159H206ZM230 157H231V154H230ZM241 157H242V156H241ZM250 157H251V156H250ZM250 157H246V158L249 159L248 161H251V160H250ZM254 157H253V158H254ZM7 158H5V159H7ZM32 158H33V157H32ZM35 158H37V157H34V159H35ZM56 158H57V157H56ZM56 158L54 159V161L56 160ZM143 158H144V157H143ZM161 158H162V157H161ZM221 158H222V156H221ZM221 158H219V159H221ZM238 158H239V157H238ZM261 158H259V159H261ZM5 159H3V162H1V164H3L4 161H6ZM25 159H26V157H25ZM27 159H28V158H27ZM29 159H30V158H29ZM34 159H33V160H34ZM57 159H59V157H58ZM149 159H147V160H149ZM151 159H152V158H151ZM156 159H157V157H156ZM171 159H172V158H171ZM205 159H206V161H205ZM223 159H224V157H223ZM225 159H226V158H225ZM256 159H257V158H254L253 160H256ZM18 160H19V159H18ZM22 160H24V156H23L22 159H20V161H22ZM33 160L31 159V160H26V161H31V162H33ZM140 160H141V159H140ZM140 160H139V162H140ZM159 160H161V159L158 158V162H159ZM168 160H169V159H168ZM236 160H237V158H236V159L234 158L233 161L230 160L229 162H232V164L230 163V166L233 165V167H234V163H233V162H235ZM241 160H242V159H241ZM244 160L247 161V159H244ZM1 161H2V160H1ZM7 161H6V163H7ZM20 161H19V162H20ZM34 161H36V160H34ZM56 161H57V160H56ZM56 161H55V164H56ZM72 161H73V158H72ZM83 161H84V160H83ZM83 161H79V162H77V164L79 163L78 165H82V164H84ZM86 161H87V160H86ZM86 161H85V164L88 165V162H86ZM91 161H92V160L90 159V162H91ZM165 161H166V160H165ZM172 161H173V160H172ZM172 161H171V162H172ZM175 161H176V160H175ZM177 161H176V162H177ZM186 161H187V160H186ZM221 161H222V160H221ZM221 161H218V163L221 162ZM224 161H225V160H224ZM226 161H228V160H226ZM242 161H243V160H242ZM246 161H245L244 163H245V164H248V163H246ZM13 162H16V161H12L11 163H13ZM23 162H24V161H23ZM36 162L38 163V161H36ZM51 162H53V161L51 160ZM57 162H58V161H57ZM80 162H83V163L80 164ZM92 162H93V161H92ZM144 162L146 163L147 161L144 160ZM171 162H170V163H171ZM180 162H177L178 165H180ZM229 162H227V163L229 164ZM236 162H237V161H236ZM238 162H239V161H238ZM240 162H241V161H240ZM257 162H259V160H257ZM257 162H256V164H257ZM260 162H261V161H260ZM262 162H263V161H262ZM262 162H261V163H262ZM9 163H10V162H9ZM9 163H7V164H9ZM21 163H22V162H21ZM21 163H20V165H22ZM29 163H30V162H29ZM48 163H49V162H47V164H48ZM161 163H162V161H161ZM161 163H160V165H161ZM168 163H169V162L167 161V164H168ZM172 163H175V162L173 161ZM218 163H217V164H218ZM227 163L225 162V164H227ZM1 164H0V165H1ZM14 164H15V163H14ZM31 164H32V163H31ZM31 164H30V165H31ZM44 164H45V162H44ZM50 164H51V163H50ZM75 164H76V163H75ZM167 164H166L165 166H167ZM203 164H204V165H203ZM219 164H220V163H219ZM242 164H243V162H242ZM251 164H252V163H250V167H251ZM253 164H255V161H253ZM259 164H260V163H259ZM16 165H18V163H17ZM20 165H18V167H19ZM24 165L26 166V165H28V164H24ZM34 165H35V164H34ZM34 165H33V166H34ZM37 165H38V164H36V166H37ZM51 165H52V164H51ZM147 165H149V162L147 163ZM147 165H144V166L146 167ZM160 165H159V166H160ZM172 165L175 166V164H172ZM202 165H203V166H202ZM220 165H221V164H220ZM220 165L217 166V167H219V170L221 169L220 167L222 166V165H221V166H220ZM237 165H238V164H237ZM237 165H236V170H237V171L241 170V171H242V173H241L242 176L239 174L240 171H239L238 173H236L237 171L235 172V169H234L233 167H231V168L234 169V170H232V169H226V170H228V172H231V173H234V172H235L236 175L239 174V175H240L239 179H240L241 177H242V178L245 177V175L243 174V169H241V168H243V167L241 166V163H240V165H238V166H237ZM243 165H244V164H243ZM25 166H24V168H25ZM31 166H32V165H31ZM38 166H39V165H38ZM40 166H41V164H40ZM45 166H46V165H45ZM73 166H74V164H73ZM84 166H85V165H84ZM88 166H89V165H88ZM88 166H87V167H88ZM144 166H142V167H144ZM168 166L172 167L171 165H168ZM174 166H173V167H174ZM239 166H240V167H239ZM245 166H246V165H245ZM248 166H249V164H248ZM254 166H255V167H254ZM254 166H253L254 169L257 167L255 170L259 169L261 166H262V167H261L260 169L264 168V167H263V164H262V165H258V166L254 165ZM259 166H260V167H259ZM2 167H3V166H2ZM11 167H12V166H11ZM13 167H14V166H13ZM18 167H17V168H18ZM22 167H23V165H22ZM29 167H30V166L26 167V169L28 170ZM42 167H43V165L41 166V168H42ZM75 167H77V166H75ZM75 167H74V168H75ZM78 167L80 168V166H78ZM78 167H77V170H79ZM142 167H139V168H138V165H137V167H135V168H138V170H136V169L133 170V171H134L133 174H134L135 171H136L137 174H135V175H137V176H136L137 178H138V175L140 176V173L142 172V170H144ZM149 167H150V165L147 167V169H148ZM201 167H203V168H201ZM227 167H228V165H227ZM227 167L225 166V168H227ZM237 167H239L240 169L238 170ZM258 167H259V168H258ZM3 168H4V167H3ZM41 168H40V169H41ZM82 168H83V166H82ZM82 168H80V170H81ZM85 168H86V166H85ZM151 168H153V167H151ZM151 168H150V169H151ZM159 168H161V167H159ZM222 168H224V167H222ZM229 168H230V167H229ZM10 169H11V168H10ZM20 169H21V167H19V172H21ZM26 169H25V170H26ZM32 169H33V168H32ZM83 169H84V168H83ZM83 169H82V170H83ZM88 169H89V168H88ZM145 169H146V168H145ZM164 169H165V168H164ZM164 169H161V170H164ZM169 169H173V171H174L175 167H174V168H169ZM200 169H201V171H199ZM217 169H218V168H217ZM244 169H245V168H244ZM248 169H250V168L247 167V170H248ZM251 169H252V168H251ZM3 170H4V169H3ZM3 170H1V171H2L1 174H3ZM14 170H15V169H14ZM25 170H24L23 172H25ZM27 170H26V171H27ZM77 170L75 169L74 172H72V173H73V174H72L73 176L80 172V171H78V172L75 174V172H76ZM178 170H179V169H178ZM215 170H216V168H215ZM219 170H216L217 173H219V172H218ZM221 170H222V171H221L220 173H222V172H223V173H222L221 176L219 175L220 177H222L223 174H224V172L226 171L225 169H221ZM230 170H231V171H230ZM247 170H244V171L247 172ZM16 171H18V170H16ZM39 171H40V170H39ZM41 171L43 172V168H42ZM144 171H145V170H144ZM149 171H150V170H149ZM151 171H153V170H151ZM166 171H168L167 168H166ZM232 171H234V172H232ZM262 171H263V169H262ZM262 171H259V172L263 173L264 171H263V172H262ZM12 172L15 173L14 171H12ZM19 172H18V173H19ZM147 172H148V170H147ZM164 172H165V170H164ZM169 172H170V171H169ZM171 172H172V170H171ZM228 172H226L225 174L228 175ZM18 173H17V175H18ZM112 173H113V172H112ZM112 173H111V175H112ZM154 173H157L156 170H155ZM161 173H162V172H160V174H161ZM215 173H216V172H215ZM217 173H216V175H217ZM231 173H230V174H231ZM15 174H16V173H15ZM15 174H13V175H15ZM21 174H22V173H21ZM133 174H132V175H133ZM150 174H151V173H150ZM150 174H148V175H150ZM176 174H177V173H176ZM225 174H224V176H225ZM17 175H16V176H17ZM114 175H115V174H114ZM132 175H131V178H132L133 180H135L136 177H133ZM141 175H142V174H141ZM154 175H156V174H154ZM154 175H153V176H154ZM161 175H162V174H161ZM169 175H170V174H169ZM227 175L225 176V177H226L225 179L223 178V181L225 180L224 182H221V183H220V181H219L220 186L223 185L222 183H224V185H227V181H229L230 184H232L231 182L233 181L234 178H232V179H231L232 181H230V180H229L230 178L227 177ZM239 175H238V176H239ZM243 175H244V176H243ZM0 176H1V175H0ZM2 176H4V175H2ZM2 176H1V177H2ZM16 176H15V177H16ZM143 176H145V174H144ZM156 176H157V175H156ZM163 176H164V174H163ZM167 176H168V175H167ZM219 176H218V177H219ZM224 176H223V177H224ZM234 176H235V175L233 174V177H234ZM1 177H0V178H1ZM19 177H20V176H19ZM70 177L72 178V176H70ZM70 177H69V178H70ZM74 177H75V176H74ZM146 177H147V176H146ZM148 177H150V176H148ZM171 177H172V176H171ZM215 177H216V179H217V176H215ZM230 177H232V175H230ZM16 178H17V177H16ZM20 178H21V177H20ZM121 178H122V177H121ZM140 178H141V176H140ZM153 178H155V176H154ZM156 178H157V177H156ZM172 178H174V177H172ZM172 178H171V179H172ZM213 178H214V177H212V179L210 178V179L207 180V181L204 180V182L206 181L207 183H206V182H205L206 184H205V183H202V186H203V184H204V186H203V188L201 187L202 190H199V192L202 191V193L200 192L201 195H199V197H202V195H204L203 197L206 198V197L208 196V193H210V192L216 187V186H215V185H217V184H215L216 181H215V182H212V181H211V180H213ZM236 178H237V176H236ZM236 178H235V179H236ZM138 179H139V178H138ZM166 179H167V178H166ZM220 179H221V178H220ZM2 180H3V178H2ZM149 180H150V179H149ZM164 180H165V178H164ZM214 180H215V178H214ZM218 180H219V179H218ZM236 180H237V179H236ZM236 180H235V182H237ZM0 181H1V180H0ZM70 181H71V182L74 181V178H73L72 180L70 179L69 181L67 180V182H69V183H70ZM208 181H210V182H208ZM221 181H222V180H221ZM239 181H240V180H239ZM239 181H238V183H239ZM263 181H264V180H263ZM67 182H66V183H67ZM164 182H167V185H166V186L163 185V186L165 187V189L168 188L167 186L171 185V183L169 184L168 180H166V181H164ZM229 182H228V185H229ZM69 183H67V184H69ZM174 183H175V182H174ZM174 183H173L172 185H174ZM217 183H218V182H217ZM219 183H218V184H219ZM233 183H234V182H233ZM64 184H65V181H64ZM161 184H162V183H161ZM161 184H160V187H161ZM163 184H165V183H163ZM69 185H70V184H69ZM224 185H223L222 187H224ZM235 185H236V187H239V186H237L236 183H235ZM235 185H234V187H235ZM67 186H68V185H67ZM158 186H159V185H158ZM185 186H186V185H185ZM214 186H215V187H214ZM218 186H219V185H218ZM229 186H230V185H229ZM160 187H158V188H160ZM164 187H161V188L164 189ZM188 187H190V186L188 185L186 188L188 189ZM225 187H226V186H225ZM225 187H224V189H225ZM227 187H228V186H227ZM234 187H233V184H232V188H234ZM236 187H235V188H236ZM255 188H256V186H255ZM255 188H253L252 190H254ZM165 189H164V190H165ZM187 189H185V190H187ZM216 189H217V188H216ZM220 189H221V188H220ZM224 189H223V190H224ZM227 189H228V188H227ZM238 189H239V188H237V190H238ZM250 189H251V188H250ZM159 190H160V189H159ZM159 190H156V192L158 193ZM185 190H184V191H185ZM188 190H189V189H188ZM188 190H187V192H188ZM217 190H218V189H217ZM217 190H216V192H217ZM223 190H222V191H223ZM234 190H235V191H234ZM248 190H249V189H248ZM248 190H247V191H248ZM252 190H251V191H252ZM184 191L182 190V192L180 191V193L183 194ZM190 191H191V190H190ZM190 191L188 192L189 195H190ZM214 191H215V190H214ZM214 191H213V193H214ZM218 191H219V190H218ZM226 191H227V190H226ZM228 191H229V190H228ZM249 191H250V190H249ZM251 191L248 192V193H245V195H246V194L250 195L249 193H251ZM160 192H163V190H162V191L160 190ZM224 192H225V191H224ZM231 192H236V189H233V191H231ZM252 192H253V191H252ZM254 192H255V191H254ZM157 193H156V194H157ZM184 193H186V191H185ZM225 193H226V192H225ZM229 193H230V191H229ZM229 193H226V195H227V194H228V195L231 194V196H233V195L235 194V193H234V194H233V193H230V194H229ZM236 193H237V192H236ZM188 194H187V197H189ZM210 194H212V193H210ZM220 194H221V193H219V195H220ZM184 195H185V194H184ZM216 195H217V193H216ZM216 195H215V196H216ZM226 195H225V196H226ZM236 195H237V194H236ZM245 195H244V196H245ZM251 195H253V193H251ZM251 195H250V197H251ZM139 196H140V195H139ZM192 196H193V195H192ZM192 196L190 195V197H192ZM223 196H224V194H222L221 199H220V198H219V199L222 200V198H225V197H223ZM234 196H235V195H234ZM234 196H233V197H234ZM244 196L242 197V199H243V198H246L247 200H248V198L250 199L249 196H248V198H247L246 196H245V197H244ZM137 197H138V196H137ZM199 197H198V200H199V199L201 200V198H199ZM203 197H202V198H203ZM208 197H209V196H208ZM212 197H213V196H212ZM219 197H220V196H219ZM227 197H229V196H227ZM233 197H232V198H233ZM185 198H186V195H185ZM230 198H231V197H230ZM232 198H231V199H232ZM235 198H236V197H235ZM138 199H139V198H138ZM138 199H137V200H138ZM187 199H189V198H186V200H187ZM212 199H213V198H212ZM226 199H227V198H225V200H226ZM233 199H234V198H233ZM233 199H232V200H233ZM242 199H241L242 202H241V201L239 202V200H237V199H236L237 201L233 200L232 202L234 203V201H235V205H237V204H236L237 202H239V203H238L239 205L243 204V202H244V204H246V203H247V200L245 201V199H243V200H242ZM186 200H183V201H185V202L189 205V202H187ZM202 200H203V199H202ZM205 200H206V199H205ZM223 200H224V199H223ZM223 200H222V202H223ZM227 200H228V199H227ZM227 200H226V203L223 202V204L225 203V205H227V202H230V203H231V200H230V201H227ZM83 201H84V200H83ZM139 201H140V200H139ZM189 201H190V199H189ZM203 201H204V200H203ZM206 201L208 202V201H210V199H207ZM216 201H217V200H216ZM216 201H215V202H216ZM218 201H219V200H218ZM78 202H79V201H78ZM85 202H86V201H85ZM135 202H136V201H135ZM135 202H134V203L132 202V203H133L132 205H135ZM185 202H184V204H185ZM195 202H196V200H194V203H195ZM215 202H214V201L212 202V203H213V206H214V203H215ZM219 202H221V201H219ZM219 202H218V204H219ZM222 202H221L220 204H222ZM245 202H246V203H245ZM86 203H88V201H87ZM86 203H85V204H86ZM190 203H191V202H190ZM201 203H202V201H201ZM201 203H200V204H201ZM212 203H211V204H212ZM240 203H241V204H240ZM74 204H75V203H74ZM79 204H81V202H80ZM83 204H84V203H83ZM137 204H138V202H137ZM192 204H193V203H192ZM196 204H198V202H197ZM200 204H199V205H200ZM203 204L205 205V202H204ZM209 204H210V203L206 204V205H208V206L205 208V210H204V208H203V210L206 212V214H205V213H202V212H204L202 209H201L202 211H200V207H199L198 205H196V206L199 207V209H198V208H196V209H198L199 213H202L204 216H205V215H209L208 213H210L211 211H214V210L216 209V207H217L216 204H217V203L215 204L216 207L214 206V210H212L213 207L211 206V204H210V205H209ZM223 204H222L221 206H224ZM201 205H202V204H201ZM204 205H203V206H204ZM206 205H205V206H206ZM78 206H79V205H78ZM81 206H83V205L81 204ZM85 206H87V205H85ZM186 206H187V205H186ZM186 206H183V203H182V204H181V207H180V205L177 206V207L182 209V207H186ZM189 206H190V205H189ZM192 206H193V205H192ZM196 206H195V207H196ZM203 206H201V207H203ZM233 206H234V205H233ZM243 206H244V205H242V206H240V207L244 208ZM71 207L76 208L77 205H76L75 207L72 205ZM71 207H70V209L72 210ZM83 207H84V206H83ZM125 207H127V205H126ZM195 207H194V208H195ZM224 207H225V206H224ZM67 208L69 209V207H67ZM67 208H66V209H67ZM77 208H80V206L77 207ZM77 208H76V209H77ZM127 208H129V207H127ZM178 208H176V210H177ZM187 208H188V206H187ZM237 208H238V207H237ZM242 208H241V209L238 208V209H239V210H242ZM122 209H123V208H122ZM234 209H236V207H235V208L232 207V210H231V211H233ZM78 210H79V209H78ZM176 210H174V211H175L174 213H177ZM220 210H221V209H220ZM220 210H219V211H220ZM239 210H238V211H239ZM65 211H66V210H65ZM121 211H122V210H121ZM121 211H120V212H121ZM125 211H126V210H125ZM194 211H196V210H194ZM219 211H217V212H219ZM234 211H236V212H237V215H239L237 209L234 210ZM68 212H70V210H69ZM75 212H77V210H76ZM75 212H74V213H75ZM120 212H119V213H120ZM122 212H124V211H122ZM122 212H121V213H122ZM217 212L215 211L214 214L211 212L210 214H213V216H214L215 213H217ZM239 212H240V211H239ZM242 212H243V210H242ZM242 212H240V213H242ZM174 213L172 212V214H174ZM179 213H180V212H179ZM179 213H177V216H178ZM199 213L196 212V216L199 217V219L196 217V218L199 220V221H198L199 224H201L202 222L205 223V221L207 222V220H208L209 218H212V220L214 219V221H215V217H217V214H216V216H215L214 218H213V217H209V218H207V217H203V216L200 217L201 214H200V216L197 215V214H199ZM69 214H70V213H68V215H69ZM123 214H124V213H122V215H123ZM220 214H221V213H220ZM232 214L235 215L234 212H233ZM232 214H231V216H232ZM243 214H244V212H243ZM243 214H242V215H243ZM70 215H71V214H70ZM117 215H118V214H117ZM125 215H126V214H125ZM174 215H175V214H174ZM192 215H193V216H192ZM192 215H191L192 218H194L195 213H193ZM234 215H233V218H230V219H233V220H234V219H235V218H234ZM65 216H67V213L65 214ZM71 216H72V215H71ZM119 216H121V215H119ZM119 216H118V218H119ZM123 216H124V215H123ZM123 216H122V217H123ZM177 216L175 215V217H177ZM229 216H230V214H229ZM231 216H230V217H231ZM69 217H70V216H68V219H70ZM116 217H117V216H115V218H116ZM156 217H157V216H156ZM156 217H154V218H156ZM169 217H170V216H169ZM173 217H174V216H171V218L173 219V220H171V221H174V220L177 219V218L175 219V218H173ZM235 217H237V216H235ZM240 217H243V216H240ZM244 217H245V216H244ZM244 217H243V218H244ZM91 218H92V217H90L89 220H90ZM100 218H101V217H100ZM100 218H99V219H100ZM120 218H121V217H120ZM123 218H124V217H123ZM171 218H170V219H171ZM189 218H190V216H189ZM192 218H191L189 221H193V220L196 219V218H195V219H192ZM201 218H206V220L203 221V219H201ZM238 218H239V217H238ZM243 218H242V219H243ZM85 219H86V218H85ZM87 219H88V218H87ZM116 219H117V218H116ZM152 219H153V218H152ZM168 219H169V218H168ZM170 219L168 220L169 222H171ZM197 219H196V221H194L195 223L197 222ZM240 219H241V218H239V222H241ZM64 220H65V219H64ZM83 220H84V219H83ZM100 220H101V219H100ZM102 220H104V219L102 218ZM102 220H101V221H102ZM117 220H119V219H117ZM117 220H116V221H117ZM123 220H125V219H123ZM123 220H122V221H123ZM154 220H155L154 222H157L156 220H160V219H159V217H157V218L154 219ZM187 220H188V218H187ZM228 220H229V218H228ZM228 220H227V221H228ZM59 221H60V220H59ZM68 221H69V220H68ZM68 221L65 220L64 223H65V222H68ZM84 221H85V220H84ZM92 221H93V219H92ZM114 221H115V219H114ZM119 221H120V220H119ZM189 221H188V222H189ZM214 221H213V222H214ZM229 221H230V220H229ZM229 221H228V223H229ZM231 221H232V220H231ZM231 221H230V222H231ZM235 221H236V220H235ZM56 222H57V221H56ZM86 222H87V220H86ZM90 222H91V220H90ZM102 222L105 223V220L102 221ZM117 222H118V221H117ZM149 222H150V224L153 223L152 220L149 221ZM213 222H212V223H213ZM233 222H234V221H233ZM237 222H238V221H237ZM239 222H238V223H239ZM209 223H211V222H209ZM209 223H207V225H208ZM228 223H227V225H226V226H228V227H227L228 230L226 229L225 232L231 230V229H229V228H231V227H229V224H228ZM235 223H236V222H235ZM235 223H234V224H235ZM252 223H255V219H254V222H253V220H252ZM61 224H63V221H62ZM81 224H82L81 227H85V226L87 227V225H89V222L84 223V225H83V223H81ZM116 224H117V226H119V225H118L119 223H115V225H116ZM150 224H148V225L152 228L153 226H151ZM153 224H155V223H153ZM153 224H152V225H153ZM156 224H158V222H157ZM187 224H188V223H187ZM189 224H190V223H189ZM193 224H194V223H193ZM193 224H190V225H193ZM205 224H206V223H205ZM230 224H231V223H230ZM111 225H112V223H111ZM113 225H114V223H113ZM113 225H112V226H113ZM190 225H189V226H190ZM197 225H198V224H197ZM201 225H203V223H202ZM59 226H60V228L63 227V225H62V226L59 225ZM59 226L57 225L58 229L60 230ZM65 226H66V225H65ZM89 226H91V225H89ZM112 226H111V227H112ZM140 226H141V225H140ZM144 226H145V224H144ZM146 226H147V222H146ZM149 226H148V227H149ZM155 226H156V227H155V228H156V231H154V233L157 232V225H155ZM186 226H187V225H186ZM195 226H196V224L194 225V227H195ZM198 226H200V225H198ZM198 226H196V227L198 228ZM230 226H231V225H230ZM235 226H236V225H235ZM235 226H232V227H235ZM115 227H116V226H115ZM150 227H149V228H150ZM200 227H201V226H200ZM202 227H203V226H202ZM206 227H208V226H206ZM63 228H64V227H63ZM79 228H80V227H79ZM113 228H114V227H113ZM139 228H140V229H138L139 231H138L137 235H135V234H136L135 231H134V232H135L134 236H132L133 234L131 235L132 237H135V238H132V237L130 236V240L135 239V240L131 241V243H132V242L134 243V241L137 242V240L139 239V237H143V238H142L143 240H144V237H145V240H148V239H146V236H147L148 234H150V233L153 231V228H154V227H153L152 229H147V228L142 227V226L139 227ZM185 228H187V227H185ZM192 228H193V226H191L190 229L188 228V229H189L188 231H185L184 228H183V229H184V231L187 233V235L190 236V234H192V233H196V232H192V231H193ZM210 228H211V227H209L208 229L211 230ZM56 229H57V228H55V230H56ZM83 229L85 230L86 228H83ZM87 229H88V227H87ZM89 229H90V228H89ZM183 229H182V230H183ZM193 229H194V228H193ZM195 229H196V228H195ZM199 229H200V228H198V229L195 230V231H199ZM205 229H206V228H202V229H201V230H203V231H202L203 234L206 233V234H204V236L207 235V234L209 233V232H204ZM59 230H57L58 233L63 232L64 229H62L60 232H59ZM80 230H82V228H81ZM182 230H181V231H182ZM186 230H187V229H186ZM191 230H192V231H191ZM209 230H207V231H209ZM50 231H51V230H49V232H50ZM52 231H53V229H52ZM97 231H99V230H97ZM178 231H179V230H178ZM45 232H46V230H45ZM45 232H44V233H45ZM65 232H66V230H65ZM82 232H83V231H82ZM84 232H86V231H84ZM185 232H184V233H185ZM189 232H190V233H189ZM52 233H53V232H52ZM54 233H55V234H58V233H56V231H55ZM54 233H53V234H54ZM94 233H96V232L94 231ZM94 233H93V234H94ZM152 233H153V232H152ZM152 233H151V234H152ZM154 233H153V235H154ZM176 233H178V232H176ZM182 233H183V232H182ZM182 233L180 232V236H182ZM188 233H189V234H188ZM226 233H227V232H226ZM46 234H47V233H46ZM84 234H86V233H84ZM88 234H89V232H88ZM93 234L91 235V237L93 236ZM96 234H97V233H96ZM96 234H94V235H96ZM156 234H157V233H156ZM173 234H175V233H173ZM153 235H152V238L154 237ZM193 235H194V234H193ZM193 235H191V237H192ZM26 236H27V235H26ZM82 236H83V235H82ZM85 236L88 237V238H87V237L84 238V239L87 238V241H88L89 239L92 240V239L95 237V236H94L93 238H91V237L88 236V235H85ZM177 236H178V234H177ZM180 236H179V237H180ZM183 236L186 237V235H184V234H183ZM188 236H187V237H188ZM194 236H195V235H194ZM204 236H203V237H204ZM171 237H176V236L172 235ZM179 237H178V239H179ZM191 237H189V239H190ZM147 238H148V237H147ZM149 238L151 239L150 235H149ZM180 238H181V237H180ZM196 238H197V241L200 239L198 236L195 237V239H196ZM84 239L82 238V242H83ZM136 239H137V240H136ZM142 239H140V240H142ZM170 239H171V238H170ZM172 239H173V238H172ZM172 239H171V240H172ZM176 239H177V238H176ZM186 239H187V238H186ZM186 239H184V241H186ZM195 239L192 238L191 241H194ZM91 240H89V241H91ZM145 240H144V241H145ZM85 241H86V240H85ZM87 241H86V243H87ZM89 241H88V242H89ZM144 241H139V240H138V243H139V242H144ZM148 241H149V240H148ZM150 241H151V240H150ZM169 241H170V240H169ZM169 241H168V242H169ZM174 241H175V240H174ZM176 241H179V244L177 243L178 246L180 245L182 248H184V246H185V248L187 247V246H186V242H185V245H184V243H183L184 241H183L182 243L180 242V241H182V239H180V240H176ZM176 241H175V243H176ZM195 241H196V240H195ZM200 241H201V239H200ZM152 242H153V241H151V244H150L151 247H153V246L155 245L154 242H153V243H152ZM187 242H189V240H188ZM201 242H203V243H202V245H203V244H204V241L202 240ZM201 242H200V243L198 242L199 244L197 243L198 246H196V247H198V248L201 249V247H199V245H201ZM262 242H263V241H262ZM262 242H261V243H262ZM89 243H90V242H89ZM126 243H127V242H126ZM138 243H137V244H138ZM172 243H173V242H172ZM180 243H181V244H180ZM189 243H190V242H189ZM191 243H192V242H191ZM261 243L259 244L260 246L262 245ZM83 244H85V243H83ZM129 244H130V242H129L127 245H129ZM135 244H136V243H135ZM135 244H134V245H135ZM146 244L149 246L148 242H147ZM146 244L144 245V246H145L144 248H147V245H146ZM152 244H154V245H152ZM182 244H183V246H182ZM193 244H194V243H193ZM127 245H126V246L124 245V248H127ZM132 245H133V244H132ZM132 245H131V244L129 245V249H131L130 246H132ZM171 245H172V244L169 243V245H166V246H167V247L169 246L168 248H170ZM187 245H189V244H187ZM194 245H195V244H194ZM202 245H201V246H202ZM259 245H258V246H259ZM180 246H179V252H178V254H177L178 256H177V255H174V257L177 256V257H175V258H177V259L181 258V259H179V260L182 261L183 258L180 256V255H181V254H180V251H181V250H180ZM189 246H190V245H189ZM189 246H188V248H186L187 250L182 249V251L184 250L183 252H185V251L187 252V251L189 250V251H188V254H190V253L192 254V253H193V254L196 255V251H197L198 249H197V248H194V249L191 251V250H190V249H191V248H190L191 246H190V247H189ZM203 246H204V245H203ZM203 246H202V247H203ZM260 246H259V249H257V250H259L260 252H262L263 249L260 250V249L262 248V247L260 248ZM262 246H264V245H262ZM132 247H133V246H132ZM139 247L142 248V247L140 246V244H139ZM149 247H150V246H149ZM151 247H150V248H151ZM154 247H155V246H154ZM154 247H153V248H154ZM140 248H139V249H140ZM150 248H149V251H150ZM177 248H178V247H177ZM192 248H193V245H192ZM263 248H264V247H263ZM100 249H102V248H100ZM103 249H104V248H103ZM103 249H102V250H103ZM129 249L127 248L126 251H129ZM136 249H137V248H136ZM136 249H135V250H136ZM139 249H137V251H138ZM196 249H197V250H196ZM102 250H101V251H102ZM132 250H133V249H132ZM195 250H196V251H195ZM105 251H106V250H105ZM123 251H125V250L123 249ZM126 251H125V252H126ZM133 251H134V250H133ZM140 251H141V249H140ZM140 251L136 253L137 256H139ZM145 251H148V250L145 249ZM145 251H144V253H145ZM182 251H181V253H182ZM190 251H191V252H190ZM194 251H195V253H194ZM199 251H200V250H198V252H199ZM134 252H135V251H134ZM142 252H143V250L141 251V254H142ZM75 253H76V252H75ZM77 253H78V252H77ZM77 253H76V254H77ZM79 253H80V252H79ZM96 253H97V252H96ZM99 253H100V252H99ZM99 253H98V254H99ZM138 253H139V254H138ZM144 253H143V254H144ZM147 253H149V252H147ZM76 254H75V255H76ZM100 254H101V253H100ZM102 254H103V253H102ZM122 254H125V253H122ZM136 254H134V253L130 250V252H128L127 255L125 254V257H124V258L122 257L123 259H122L121 261L119 260V259H121V257L118 258V260L120 261L119 264H129V263L131 264L132 261H134V260L136 259V258H135V255H136ZM143 254H142V256H143ZM183 254H184V253H183ZM183 254H182V256H183ZM78 255H79V254H78ZM78 255H76V256H78ZM80 255H81V254H80ZM80 255H79V256H80ZM79 256H78V257H75V256H74V257H72V258H74L75 261L78 262L76 258H79ZM123 256H124V255H123ZM179 256H180V257H179ZM184 256H185V254H184ZM190 256H192V255H190ZM171 257H172V256H171ZM178 257H179V258H178ZM187 257H188V261H190L191 258L189 259V256H187ZM187 257L185 256V258H187ZM193 257H194V256H193ZM137 258H138V257H137ZM139 258H140V257H139ZM157 258L159 259V257H156L153 261L157 260ZM169 258H170V257H169ZM74 259H73V260H74ZM81 259H82V258H81ZM140 259H141V258H140ZM167 259H168V258H167ZM78 260H80V259H78ZM118 260H117V261H118ZM169 260H170V259H169ZM140 261H143V260L141 259ZM171 261H174V259H173V260L171 259ZM177 261H178V260L174 261V263H175V262L177 263ZM188 261H186V262H188ZM135 262H137V259H136ZM158 262H159V261L157 260V262H155V263H158ZM166 262H167V261H166ZM166 262H165V263H166ZM169 262H170V261H169ZM183 262H184V261H183ZM115 263H116V262H115ZM167 263H168V262H167ZM178 263H179V262H178ZM76 264H77V263H76ZM153 264H154V262H153ZM170 264H171V262H170ZM172 264H173V262H172ZM182 264H183V263H182ZM184 264H185V263H184Z\"/></svg>","mask_w":264,"mask_h":264}]
</instances>
